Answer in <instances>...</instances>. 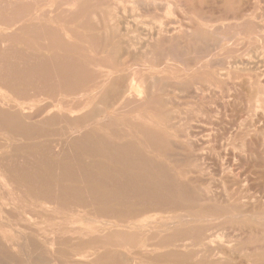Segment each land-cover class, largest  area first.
<instances>
[{"label": "rangeland", "instance_id": "1", "mask_svg": "<svg viewBox=\"0 0 264 264\" xmlns=\"http://www.w3.org/2000/svg\"><path fill=\"white\" fill-rule=\"evenodd\" d=\"M247 4L249 6L251 5L250 8ZM245 9H247V11ZM263 18H264V0H30V1L0 0V129H1L0 130V160H1L0 169H3L2 172L3 173L5 172V176L9 175V178L13 180L11 181V186L13 185L14 187L16 186L15 187L16 189L10 186V188H12V190L10 189V191L13 192L14 189L16 193L13 192V195L19 197V199L14 200V203L13 201L12 202L6 201L7 205H5L6 202H4L3 204L0 198V202H1L0 204H2V208H0L1 210L0 212H2L0 213L2 215L0 216V220L3 221L2 223H4V224L0 223V230H1L0 231V264H4V263L29 264L30 262H31L30 264H54L53 263L54 261L51 260L53 256L56 257V258L53 257L52 259H55L57 264L58 263L79 264L75 262L76 260L74 258L75 253L79 252L78 249L80 251L81 250L85 251V249L86 250L88 249V251H91L90 253H92L93 255L96 254L97 256H99L101 253H106L108 251L109 254L104 255L102 258H99L97 264L99 263L100 264H110V263L132 264V262L134 261L132 259V256H134L135 254L140 255L142 259L145 257L144 258L146 259L144 262L145 264L146 263L163 264L164 261H166L167 263L170 262L172 264L173 263L184 264L187 263L188 261L189 263L187 264H191V263L213 264L214 262L215 264H219L220 262H221L220 264L224 262L225 264H229V262L231 264H255V261H258L259 264H263L264 263L263 262L264 261V216H263L264 215V211H263L264 210V195H263L264 194V159L261 158H264L263 157L264 140H262L264 138L263 136L264 120L259 121L258 119L259 115L263 114L264 117V110L262 109L264 108V37H263L264 28H262L264 26ZM248 19L250 21H248ZM227 21L228 22L230 21V23L228 24ZM251 21L254 22L252 23ZM249 26L250 28L253 29H249ZM256 26L258 31L255 28ZM255 30L256 32H258L257 34L254 32ZM250 33L252 34V36ZM246 36H248L249 38ZM126 38H128L127 41L129 45L127 41H124L125 43L122 42L123 39L126 40ZM235 41L237 42V44ZM247 46L250 48L248 51H247L248 49ZM256 46H258L259 48ZM128 48L130 49L128 50ZM131 48H134L135 50ZM61 53L62 55H60ZM242 56L243 57L245 56L244 58L246 59L242 58ZM204 57H206V59L207 57L209 58L206 60ZM236 57L240 61L236 60ZM233 58H235V60H233ZM241 60L244 61H242L241 63ZM72 61H76L75 62L77 63L76 66ZM234 61H238V62H234ZM222 63L223 64L225 63V65H223ZM62 64H64L65 66ZM77 65H79L78 68ZM199 66L202 67L203 70L199 69L200 68ZM236 66L237 68H235ZM130 67L135 71L130 69ZM187 67H189L191 70ZM126 68H128V72H130L131 70V72L134 71L135 73L130 72L129 76L131 77L127 76L126 74H128V72ZM186 68L189 70H187ZM204 68L205 70L206 69L207 70L205 71ZM58 69L60 71H58ZM190 71H192V73ZM25 72H27V74ZM79 72L81 74H79ZM114 72L117 73L115 74ZM136 72L138 74H136ZM132 74L133 75L136 74L135 75L136 77L133 76ZM22 75L23 76L25 75V77H23ZM198 75H200V77ZM174 76H176V78H174ZM139 77H141V79H139ZM136 78L139 79L138 81L140 82L142 81V82L141 83L138 82ZM112 80H115L116 83H114V81L112 82ZM135 80L137 82H135ZM129 82L134 85L135 88L134 93H136V96H134V94L128 93L127 88L130 84ZM79 83H81L82 86L81 84L79 85ZM211 83L212 85L213 84L214 85L212 86ZM236 83H238L239 85L238 84L236 85ZM96 84L97 87H95ZM122 84H125L127 86ZM205 84L207 85L205 86ZM69 86L71 89L69 88ZM207 86L209 87V89L210 88L211 89L209 90ZM57 87L59 88L57 89ZM203 87H206L208 90H205L206 88L204 89ZM221 87L224 89H222ZM195 88H197L198 90L194 91ZM86 89L87 92H85ZM112 89L115 91H112ZM191 89H193L192 90L193 92L191 91ZM140 93H142V95H140ZM117 94H119V96H114ZM39 95H41V97ZM103 96L106 97V99H104ZM256 96H258L257 98H259V100H257ZM120 97L123 98L120 99ZM136 97H138V100ZM99 98L100 100H98ZM110 98L115 101L112 103L113 100L111 101ZM33 99L36 100L39 99V100L36 101ZM124 99L126 102L124 101ZM169 99H171L172 101L171 100L169 101ZM109 100L111 101L110 103H108ZM165 100H168L169 102ZM256 100L258 105H260V107L256 106L257 105ZM74 102L75 104L73 107ZM114 103L115 104L119 103V104L115 106L113 105ZM49 105L51 106L50 108ZM96 105L101 106V108L104 107L105 105L106 106L104 109H100V108H96ZM261 105L263 107H261ZM26 106L29 108H27ZM106 107H108L107 108L108 110L106 109ZM111 108L112 110L114 108L118 110L116 111V109H114L116 111L115 112L114 110L112 111ZM32 110L35 111L33 112ZM48 110L49 111L52 110V111L49 112ZM248 112L249 114H247ZM85 113L86 115L89 116L84 115ZM134 113L137 114V116L139 117L133 115ZM175 113H179V114L173 115ZM242 113H244L243 116L245 118L242 116ZM139 114H141L142 117ZM82 115H84V117ZM186 115L188 116L187 117L188 119L185 117ZM15 116L16 118L14 119ZM133 116L136 117L137 119L136 121L134 120L135 117ZM189 116L192 118H190ZM143 117L145 118L148 117V120L147 118L143 119ZM240 117H242V119ZM251 118L253 119V121ZM82 119L85 120V122H83ZM112 119L114 123H112L113 122ZM173 119L174 121H178V123L177 122L174 123ZM143 120L144 121L147 120V121L144 122ZM257 120L260 123H256ZM65 121L69 123H66ZM79 121H82V123H78ZM110 121H112L111 122L112 125L110 124ZM238 121L241 122L247 121V123L249 122L250 123L245 125L243 122L241 123ZM108 123L109 125H106ZM243 124L245 125V128H242ZM16 125H18V127ZM89 125L90 127L91 126L93 127H91V129L85 128L86 126ZM101 125H103V127H101ZM110 125L112 127H110ZM248 125L249 127H246ZM104 126L107 127L104 128ZM186 127L190 129V132L188 128L186 129ZM207 127L208 128L211 127V128L207 129ZM255 127L258 129H256ZM60 128L65 129L63 130L65 132H63L62 130L59 131ZM94 128H96L97 131L99 130L98 133L95 134V132L97 131ZM150 129L151 132L149 131ZM206 129L211 131L212 133L210 132L211 134H209L208 133L209 131H207ZM89 130L90 132H88ZM187 130L190 134H188ZM67 131H70L72 133L70 134V132ZM204 131H205V135H204ZM146 132L147 134H145ZM231 132L234 133L231 135ZM236 132H238L239 134L236 135ZM214 133H216L218 136L215 137ZM228 133L230 134L229 138L226 136L228 135ZM6 134L9 136L7 137ZM11 134L13 137L11 136ZM122 134L125 135V137L122 136ZM128 134L130 135V137L127 136ZM92 136L93 138L96 136V138L93 139L91 138ZM219 136L220 137L222 136V138H219ZM253 136L255 137L256 140L255 139L253 140L252 138ZM214 137L216 139H214ZM201 138L203 139V142ZM206 138L208 141L206 140ZM221 139L224 140L221 142ZM99 140L101 143H99ZM224 141L225 144L223 146L222 143H224ZM111 142L113 143V145L111 144ZM192 142H194V144ZM218 142L220 144H218ZM58 143L60 145H58ZM122 143L124 146L122 145ZM127 143H129V145ZM257 143L260 146H258ZM105 144L110 145L111 147L106 146ZM134 144L136 145L134 146ZM61 146L63 148H61ZM251 146L254 148H252ZM257 146H258V150H254L255 148L257 149ZM246 147L249 151L246 149ZM128 148L130 151L128 150ZM62 149L64 151H67L68 153L67 152H64V154L61 153L63 151ZM224 149L226 150V152ZM56 150L57 151L59 150L60 152L59 151L56 152ZM229 151H231L230 154ZM259 152L262 157L258 155ZM57 153L58 154L61 153V154L58 155ZM197 153L199 154L197 155ZM31 154L33 155V159H35L34 161L33 159H30L32 158ZM77 154L78 157L76 156ZM233 155H235V157ZM42 156H43V161L41 158ZM228 156H230V158ZM247 156L249 157V159H247L248 158ZM232 158L234 159L232 160ZM113 160L115 161V163L112 162ZM244 160L251 161L249 163L248 161L245 162L246 166L248 165L247 167H250V165L252 164L251 168L250 169L248 168L249 170L245 166ZM108 161H109L108 164L110 166H108L107 164ZM3 162L5 164H3ZM35 162L37 163V166ZM121 162H123V164ZM12 163L13 164L15 163L14 165L17 164V166L13 167L14 165H11ZM8 164L9 166H7ZM240 164H244V165L241 166ZM77 165L79 166V168ZM236 165L238 166V168L239 167L240 168L238 169ZM29 166H31V168ZM39 168L41 169L39 170ZM190 168L193 170L191 171ZM231 168L233 171L231 170ZM243 168L244 169L246 168V170H244ZM15 169L17 173H15ZM24 169L26 173L22 174L23 172H25L23 171ZM220 169L223 171L220 172ZM241 169H243V171H246V173L243 172ZM84 170L87 171L84 172ZM31 171L35 172V175L37 176H35L34 173ZM56 171L57 172L60 171V172L56 174L57 173ZM64 171L66 173H63ZM209 171L211 173H209ZM205 172H207V174H205ZM247 172L251 175H249ZM90 174L91 176H89ZM179 174L182 176H180ZM245 174L246 177H244ZM65 175L66 176L69 175L68 178ZM166 175L169 176L167 177ZM199 176H201L202 178H200ZM29 177L31 179H29ZM89 177L90 179H88ZM229 177L233 180H231ZM205 178L206 180L207 179L208 180L206 181ZM236 178L238 180H241L243 178L245 181L243 182L242 181L243 179L241 181L237 180L238 182L237 183ZM23 179H25V182ZM47 179L52 183H50ZM127 180L129 182L131 181L133 184L131 182L129 183ZM231 181L233 184L231 183ZM13 182L15 183L13 184ZM242 182L243 184H241ZM107 183L109 184L107 185ZM208 184L209 186H207ZM80 186L82 189L80 188ZM4 187L7 186H3L2 188L0 187L1 189L0 191H3ZM232 187L235 188V190L238 192H235V190ZM7 188H9V186ZM6 189L3 192H6ZM40 189H42L43 191ZM93 190L96 191L94 192ZM97 190L99 193L97 192ZM208 190L210 191V193ZM61 191L64 192L62 193ZM39 192L41 193L38 194ZM56 192L57 194H55ZM157 192L158 194H156ZM239 192L242 194V196ZM59 193L62 194L63 196L59 195ZM68 193L69 194L71 193L72 195L70 194L68 199H66L67 196L69 195ZM233 193H235V195H233ZM204 194L205 196H203ZM247 194L248 195L251 194L252 196L250 197L249 202L246 204L245 200H247L246 199L247 197L249 198ZM55 195L56 197L57 195H59L58 198L60 199L58 198L53 199L56 198L54 197ZM93 195L95 197H93ZM211 195L213 196L211 197ZM225 195L227 197H225ZM88 196L90 197V199ZM245 196L247 197L245 198ZM49 197L53 199L52 202H51L52 199H49ZM85 197H88L90 201ZM233 197L239 198L237 204L233 201L234 199ZM242 197L244 198L242 199ZM240 198L242 200H240ZM45 199H47L48 201ZM167 199L170 202H168ZM221 199L223 200V202L221 201ZM20 201L22 203H20ZM85 201L87 202L85 203ZM94 201L95 202L99 201L100 205L99 202L95 203ZM23 202L25 205H23ZM78 202H80L81 204ZM91 202L93 204H91ZM15 203L16 205L18 204L16 207L17 214H19L18 213L19 211L20 212L22 211V208L25 209L28 208L27 210L31 211L36 209L38 205L39 206L42 205L40 206L42 208H44L43 205H45L46 206L45 213L47 212L46 213L47 215H53L52 213L56 209L54 211L56 214L54 213L53 215V217L56 216L55 217L56 219L52 220L54 222L48 220L49 221L48 223L47 220L45 221V218H43V216L42 217L39 216L41 221L40 220L37 221V219H39V217L37 216L29 217L31 215L27 216V214H23L25 215V218H22L24 216L22 214H19V216L20 215L22 216L19 217L22 218L20 219L22 221L20 223V220L16 218L18 217V215L16 216V213L15 215L13 213L16 211ZM239 203H243L244 206H240L241 204L239 205ZM31 204L32 207L28 206ZM51 204L54 206L52 207ZM178 204L180 205V207H178ZM181 204L183 205V207ZM231 204H234L236 206L234 207V205ZM57 205L60 209L59 208L57 209L56 207ZM61 205L64 206L61 207ZM163 205L167 207L165 208L163 207ZM194 205L195 207H193ZM72 206L76 210H74ZM248 206L250 207L249 210H248ZM4 207L5 209L7 208L8 210H11V208L14 207L12 208V214L14 216L12 214L11 215L6 214V212L4 214L5 211L3 210ZM78 207L81 210L77 209ZM94 207L96 208V210ZM152 207H154L156 210H154V208ZM70 209L72 212L70 211ZM91 209L93 210L91 211ZM145 209L147 212L145 211ZM150 209H152L153 211H151ZM211 210H213V212ZM244 210H246V212ZM57 211L59 212V214L57 213ZM68 211L71 213H69ZM225 212L229 214L227 215ZM116 213L118 214V216ZM60 214L61 216L59 217ZM180 214L183 215L182 219ZM90 216H92L93 218H91ZM127 216L129 220L126 218ZM14 217L18 221H16ZM33 217L35 218L36 221L33 219ZM225 218L227 220H224ZM230 219H234V220H230ZM58 220L61 223L57 222ZM34 221L37 224L40 223L38 225L39 227H37V224L33 223ZM120 221H122V223ZM211 221L214 222L212 223ZM221 221L223 222L221 223ZM27 222L29 223V225H33V226H28L26 224ZM10 223L13 225V227ZM22 223L24 224V226L22 225ZM53 223H55V225ZM206 223L207 226L205 225ZM202 224L205 225V226L203 225V227H205L203 231L200 230ZM16 225L18 226L20 225L22 228L19 226L20 228L19 229L18 226ZM74 225L78 227H75ZM47 226L56 229H60L59 227H61L62 229H66L67 227H69L67 228L69 230L72 228L74 229L77 228V230L83 231L85 229V231H83L84 234H82L81 236H73L74 238L76 237L75 239L71 237L68 231H65V233L67 232L65 234L66 237H63L64 233H59L60 235L63 234V236L61 235L63 238L59 236V234L56 235L53 234L55 238L59 237L60 239H63V242L57 245L53 244L52 246L51 245L49 246L44 241V237H45L44 235L45 234L47 235V233L43 231L40 232L41 228L42 229L48 228ZM39 228L40 231L38 230ZM186 228L190 229V232L189 230L187 231ZM232 228L235 230V232ZM24 229L27 231H25ZM208 229L209 231L206 232V230ZM195 230H199L198 234L199 233L201 234V235L199 234L200 237L195 236L194 234L196 232ZM236 231L238 232L237 233L238 236L236 234ZM251 231L254 232V234H251L252 233ZM21 233H24L25 235ZM231 233L235 234V236L232 235ZM2 234L4 237L2 236ZM190 234L194 236H191ZM35 235L37 238L38 237L39 238L37 239ZM85 235H87L88 237ZM231 236L233 238H230ZM259 236H261L262 238H260ZM212 237L215 239V242L218 238H220V240L218 239L217 242L219 243L221 241L222 243L221 242L219 244L217 243L218 244L217 245L216 243H214V241H212L213 243L211 242V245H209L211 247H209L207 244H204L205 242H208L210 239H212ZM4 238L7 239L5 240ZM208 238L209 240H207ZM185 239L188 241L186 242ZM231 239L233 241L234 239L237 240V241L235 240L234 242L232 241L231 244L232 247L235 246L236 250L234 248H231L230 245ZM189 240H192L193 243ZM196 240L198 243H195ZM224 240L225 242L227 241L229 243H224ZM26 242L28 243V245ZM88 243L91 246L87 245ZM147 243L148 245H145ZM150 243L153 244L151 245ZM261 243L263 244V246H261L262 245ZM74 244L76 245L77 248L75 247ZM94 244L96 245L95 249L93 248ZM186 244L188 245L186 246ZM221 244L223 246H221ZM254 244L255 245L260 244L261 248L260 247L257 248L258 245L255 246ZM20 245H24L25 247ZM39 245H41L40 248ZM253 245H254V247L252 248L253 250H251L250 246ZM42 246L44 247V249L45 248L46 249L44 250ZM78 246H82V248L81 247L78 248ZM212 246L215 248L213 249ZM220 246L223 248H221ZM228 246L230 247V249ZM83 247H85V249ZM218 247L220 250H218ZM209 248L215 251L212 250L213 252L212 253L210 251L211 249ZM238 248H240L241 250ZM233 249L235 252H231ZM248 249L250 250L247 251ZM25 250H27V252ZM37 250H39L40 253L43 254H40L39 251ZM48 250H50V252ZM165 250L166 252H164ZM169 251H171L172 253ZM240 251H242L243 255L240 254L241 253ZM158 252L161 253L159 254ZM174 252L176 253V256L173 255L175 254ZM214 252L216 253V255L218 252L217 257L215 256ZM131 253H135V254L133 255ZM164 253L165 254L167 253L168 257ZM27 254L29 256L28 258L26 257ZM180 254L183 255V258L182 256H180ZM188 254L189 256L186 259ZM211 254L212 255L214 254L213 255L214 257ZM109 255L110 258L107 257ZM160 255H162L161 257L164 258L163 260L160 257ZM197 255L201 258V261L203 260L202 261L203 263L198 261L200 258H197ZM221 255H222V259H220ZM150 257H152V259ZM156 258L160 259L161 261L160 260L156 261ZM166 258H168L169 260ZM210 258H212V260ZM15 259L16 260L18 259V261H16ZM71 260H73V262ZM172 260L175 262H173ZM138 262L136 263L134 261L133 264H142L140 261ZM84 264H89V263L86 262Z\"/></svg>", "mask_w": 264, "mask_h": 264}, {"label": "bare ground", "instance_id": "2", "mask_svg": "<svg viewBox=\"0 0 264 264\" xmlns=\"http://www.w3.org/2000/svg\"><path fill=\"white\" fill-rule=\"evenodd\" d=\"M1 1H2V0H1ZM28 1H30V0H28ZM36 2H37V1H36ZM57 2H58V1H57ZM151 2H152V1H151ZM3 3H4V2H3ZM11 3H12V2H11ZM34 3H35V2H34ZM58 3H59V2H58ZM27 4H28V3H27ZM10 5H11V4H10ZM36 5H37V4H36ZM247 5H248V4H247ZM3 6H4V5H3ZM248 6H249V5H248ZM250 6H251V5H250ZM250 6H249V8H250ZM244 7H245V6H244ZM52 8H53V7H52ZM54 8H55V7H54ZM249 8H248V9H249ZM252 8H253V7H252ZM254 8H255V7H254ZM2 9H3V8H2ZM64 9H65V8H64ZM245 10L247 11V9H245ZM252 10H253V9H252ZM37 11H38V10H37ZM249 11H250V10H249ZM259 12H260V11H259ZM259 12H258V13H259ZM19 13H20V11H19ZM240 13H241V12H240ZM240 13H239V15H240ZM246 13H247V12H246ZM248 13H249V12H248ZM37 14H38V13H37ZM259 14H260V13H259ZM253 15H255V14H253ZM261 15H262V14H261ZM24 16H25V15H24ZM37 16H38V15H37ZM37 16H36V17H37ZM248 16H249V15H248ZM116 17H117V16H116ZM203 17H204V16H203ZM228 17H229V16H228ZM231 17H232V16H231ZM258 17H259V16H258ZM258 17H257V18H258ZM21 18H22V17H21ZM21 18H20V19H21ZM114 18H115V17H114ZM204 18H205V17H204ZM23 19H25V18H23ZM27 19H29V18H27ZM201 19H203V18H201ZM201 19H200V20H201ZM234 19H236V18H234ZM249 19H250V18H249ZM249 19H248V21H250ZM261 19H262V18H261ZM263 19H264V18H263ZM31 20H32V18H31ZM206 20H207V19H206ZM206 20H205V21H206ZM8 21H9V20H8ZM110 21H111V20H110ZM119 21H120V20H119ZM201 21H202V20H201ZM232 21H233V20H232ZM243 21H244V20H243ZM243 21H241V22H243ZM254 21H255V20H254ZM254 21H253V22H254ZM13 22H14V21H13ZM227 22H228V21H227ZM238 22H239V21H238ZM251 22H252V21H251ZM251 22H250V24H251ZM253 22H252V23H253ZM257 22H258V21H257ZM6 23H7V22H6ZM27 23H28V22H27ZM126 23H127V22H126ZM202 23H203V22H202ZM229 23H230V21L228 22V24H229ZM123 24H124V22H123ZM200 24H201V23H200ZM221 24H222V23H221ZM228 24H226V25H228ZM245 24H246V23H245ZM6 25H7V24H6ZM226 25H225V26H226ZM239 25H240V24H239ZM123 26H124V25H123ZM229 26H231V25H229ZM232 26H234V25H232ZM240 26H241V25H240ZM240 26H239V27H240ZM243 26H244V25H243ZM260 26H261V25H260ZM204 27H205V26H204ZM237 27H238V26H237ZM128 28H129V27H128ZM255 28H256V30H257V26H256ZM262 28H264V26H263ZM262 28H261V29H262ZM113 29H114V28H113ZM249 29H253V28H250V26H249ZM258 29H259V28H258ZM208 30H209V29H208ZM226 30H227V29H226ZM228 30H229V29H228ZM256 30H255L254 32L257 34L258 32H256ZM259 30H260V29H259ZM60 31H61V30H60ZM160 31H161V30H160ZM220 31H221V30H220ZM222 31H223V30H222ZM257 31H258V30H257ZM260 31H261V30H260ZM260 31H259V32H260ZM263 31H264V30H263ZM263 31H262V33H263ZM63 32H64V31H63ZM63 32H62V33H63ZM254 32H253V33H254ZM251 33H252V31H251ZM251 33H250V34H251ZM255 33H254V34H255ZM262 33H260V34H262ZM128 34H129V33H128ZM223 34H224V33H223ZM243 34H244V33H243ZM248 34H249V32H248ZM254 34H253V35H254ZM260 34H259V37H260ZM72 35H73V34H72ZM126 36H127V35H126ZM251 36H252V34H251ZM254 36H255V35H254ZM256 36H257V35H256ZM124 37H125V36H124ZM246 37H248V36H246ZM259 37H257V38H259ZM261 37H262V35H261ZM263 37H264V35H263ZM227 38H228V37H227ZM248 38H249V37H248ZM248 38H247V39H248ZM127 39H128V38H126V40L123 39L122 42L127 41ZM249 40H250V39H249ZM261 40H262V39H261ZM262 41H263V40H262ZM218 42H219V40H218ZM235 42H236V41H235ZM124 43H125V42H124ZM124 43H123V44H124ZM127 43H128V41H127ZM146 43H147V42H146ZM208 43H209V42H208ZM226 43H227V42H226ZM257 43H258V41H257ZM143 44H144V43H143ZM227 44H228V43H227ZM231 44H232V43H231ZM233 44H234V43H233ZM236 44H237V42H236ZM128 45H129V43H128ZM130 45H131V44H130ZM131 46H132V45H131ZM141 46H142V44H141ZM141 46H140V47H141ZM231 46H232V45H231ZM245 46H246V44H245ZM216 47H217V46H216ZM228 47H229V46H228ZM240 47H241V46H240ZM247 47H248V46H247ZM256 47H258V46H256ZM261 47H262V46H261ZM125 48H126V46H125ZM141 48H142V47H141ZM236 48H237V47H236ZM258 48H259V47H258ZM258 48H256V49H258ZM61 49H62V48H61ZM129 49H130V48H128V50H129ZM131 49H134V48H131ZM136 49H137V48H136ZM217 49H219V48H217ZM249 49H250V48L248 47L247 51H248ZM125 50H126V49H125ZM134 50H135V49H134ZM222 50H223V49H222ZM59 51H60V50H59ZM216 51H217V50H216ZM253 51H254V50H253ZM225 52H226V51H225ZM223 53H224V51H223ZM237 53H238V52H237ZM243 53H244V51H243ZM209 54H210V53H209ZM209 54H208V55H209ZM248 54H249V53H248ZM60 55H62V53H61ZM134 55H135V54H134ZM212 55H213V54H212ZM222 55H223V54H222ZM242 55H243V54H242ZM245 55H246V54H245ZM55 56H56V54H55ZM57 56H58V55H57ZM85 56H86V55H85ZM88 56H89V55H88ZM217 56H218V55H217ZM83 57H84V56H83ZM202 57H203V56H202ZM244 57H245V56H244ZM244 57L242 56V58H244ZM61 58H62V57H61ZM130 58H131V57H130ZM204 58L206 59V57H204ZM208 58H209V57H207V59H208ZM211 58H212V57H211ZM238 58H239V57H238ZM78 59H79V58H78ZM78 59H77V60H78ZM207 59H206V60H207ZM225 59H226V58H225ZM244 59H246V58H244ZM128 60H129V59H128ZM200 60H201V59H200ZM233 60H235V58H233ZM236 60H239V59H237V57H236ZM59 61H60V60H59ZM99 61H100V60H99ZM117 61H118V60H117ZM130 61H131V60H130ZM130 61H129V62H130ZM132 61H133V60H132ZM222 61H223V60H222ZM225 61H226V60H225ZM239 61H240V60H239ZM242 61H244V60H241V63H242ZM72 62H73V63L75 64V66H76V64H77V63H75L76 61H72ZM113 62H114V61H113ZM201 62H202V61H201ZM208 62H209V60H208ZM228 62H229V61H228ZM234 62H238V61H234ZM73 63H72V64H73ZM78 63H79V62H78ZM88 63H89V62H88ZM91 63H92V62H91ZM94 63H95V62H94ZM94 63H93V64H94ZM117 63H118V62H117ZM230 63H231V62H230ZM133 64H134V63H133ZM209 64H210V63H209ZM222 64H223V63H222ZM39 65H40V64H39ZM45 65H46V64H45ZM47 65H48V64H47ZM62 65H64V64H62ZM79 65H80V64H79ZM79 65H77V68H78ZM179 65H181V64H179ZM199 65H200V64H199ZM205 65H206V64H205ZM207 65H208V64H207ZM223 65H225V63H224ZM235 65H236V64H235ZM19 66H20V65H19ZM43 66H44V64H43ZM60 66H61V65H60ZM64 66H65V65H64ZM69 66H70V65H69ZM69 66H68V68H69ZM132 66H133V65H132ZM197 66H198V65H197ZM209 66H210V65H209ZM47 67H48V66H47ZM81 67H82V65H81ZM181 67H182V66H181ZM194 67H195V65H194ZM199 67H200V66H199ZM227 67H228V65H227ZM21 68H22V67H21ZM23 68H24V66H23ZM48 68H49V67H48ZM86 68H87V67H86ZM187 68H189V67H187ZM187 68H186V69H187ZM211 68H212V67H211ZM235 68H237V66H236ZM18 69H20V68H18ZM39 69H40V68H39ZM71 69H72V67H71ZM87 69H88V68H87ZM130 69H132V68L130 67ZM189 69H190V68H189ZM189 69H187V70H189ZM194 69H195V68H194ZM199 69H202V67H200ZM199 69H198V71H199ZM84 70H85V69H84ZM126 70H127V72H128V68H126ZM132 70H134V69H132ZM190 70H191V69H190ZM202 70H203V69H202ZM204 70H205V68H204ZM206 70H207V69H206ZM206 70H205V71H206ZM217 70H218V69H217ZM45 71H46V68H45ZM56 71H57V70H56ZM58 71H60V70L58 69ZM69 71H70V70H69ZM79 71H80V70H79ZM117 71H118V70H117ZM134 71H135V70H134ZM134 71H133V72H134ZM193 71H194V70H193ZM214 71H215V69H214ZM229 71H230V69H229ZM43 72H44V71H43ZM62 72H63V71H62ZM77 72H78V70H77ZM123 72H125V71H123ZM127 72H126V73H127ZM130 72H131V70H130ZM130 72H128V74H126V75L129 76V75H130V74H129ZM133 72H131V73H133ZM176 72H177V71H176ZM190 72L192 73V71H190ZM201 72H202V71H201ZM217 72H218V71H217ZM227 72H228V70H227ZM21 73H22V72H21ZM23 73H24V72H23ZM25 73L27 74V72H25ZM44 73H45V72H44ZM46 73H47V72H46ZM82 73H83V72H82ZM108 73H109V72H108ZM114 73H115V72H114ZM116 73H117V72H116ZM116 73H115V74H116ZM134 73H135V72H134ZM218 73H219V72H218ZM2 74H3V73H2ZM50 74H51V73H50ZM57 74H59V73H57ZM79 74H81V73L79 72ZM136 74H138V73L136 72ZM136 74H134V75L132 74V75L135 76ZM189 74H190V73H189ZM198 74H199V73H198ZM208 74H209V72H208ZM219 74H220V73H219ZM54 75H55V74H54ZM173 75H174V74H173ZM195 75H197V74H195ZM221 75H222V74H221ZM221 75H220V76H221ZM3 76H4V75H3ZM20 76H21V74H20ZM22 76H23V75H22ZM38 76H39V75H38ZM79 76H80V75H79ZM100 76H101V75H100ZM117 76H118V75H117ZM123 76H124V74H123ZM123 76H122V77H123ZM171 76H172V75H171ZM198 76L200 77V75H198ZM198 76H197V77H198ZM223 76H224V75H223ZM226 76H227V75H226ZM4 77H5V76H4ZM23 77H25V75H24ZM82 77H83V76H82ZM107 77H108V76H107ZM129 77H131V76H129ZM135 77H136V76H135ZM178 77H179V76H178ZM45 78H46V77H45ZM59 78H60V77H59ZM59 78H57V79H59ZM73 78H74V77H73ZM118 78H119V77H118ZM118 78H117V79H118ZM123 78H124V77H123ZM142 78H143V77H142ZM171 78H173V77H171ZM171 78H170V79H171ZM174 78H176V76H174ZM3 79H4V78H3ZM17 79H18V78H17ZM47 79H48V78H47ZM77 79H79V78H77ZM92 79H93V78H92ZM136 79H137V78H136ZM139 79H141V77H139ZM139 79H137V81H138ZM184 79H185V78H184ZM18 80H19V79H18ZM55 80H56V79H55ZM71 80H72V79H71ZM115 80H116V79H115ZM115 80H112V82L114 81V83H116ZM118 80H119V79H118ZM133 80H134V79H133ZM143 80H144V79H143ZM174 80H175V79H174ZM213 80H214V79H213ZM3 81H4V80H3ZM13 81H15V80H13ZM20 81H21V80H20ZM97 81H98V79H97ZM137 81L135 80V82H137ZM180 81H181V80H180ZM226 81H227V80H226ZM230 81H231V80H230ZM26 82H27V81H26ZM55 82H56V81H55ZM75 82H76V81H75ZM117 82H118V81H117ZM138 82H140V81H138ZM141 82H142V81H141ZM141 82H140V83H141ZM174 82H175V81H174ZM250 82H251V81H250ZM39 83H40V81H39ZM42 83H43V82H42ZM49 83H50V82H49ZM49 83H48V84H49ZM56 83H57V82H56ZM76 83H77V82H76ZM83 83H84V82H83ZM85 83H86V82H85ZM126 83H127V82H126ZM129 83H130V82H129ZM185 83H186V82H185ZM195 83H196V82H195ZM197 83H198V81H197ZM216 83H217V82H216ZM18 84H19V83H18ZM74 84H75V83H74ZM80 84H81V83H79V85H80ZM117 84H119V83H117ZM127 84H128V83H127ZM131 84H132V83L129 84V86H128V88H127V91H128V93H130V94H134V96H136V93H134V89H135V88H134V85L132 84V85H133V88H132V85H131ZM134 84H135V83H134ZM202 84H204V83H202ZM237 84H238V83H236V85H237ZM240 84H241V83H240ZM3 85H4V84H3ZM55 85H56V84H55ZM83 85H84V84H83ZM86 85H87V84H86ZM91 85H92V84H91ZM122 85H125V84H122ZM135 85H136V84H135ZM206 85H207V84H205V86H206ZM211 85H212V83H211ZM211 85H210V86H211ZM213 85H214V84H213ZM213 85H212V86H213ZM238 85H239V84H238ZM39 86H40V85H39ZM81 86H82V84H81ZM89 86H90V85H89ZM125 86H127V85H125ZM143 86H144V85H143ZM153 86H154V85H153ZM166 86H167V85H166ZM171 86H172V85H171ZM220 86H221V85H220ZM233 86H234V85H233ZM245 86H246V85H245ZM30 87H31V85H30ZM71 87H72V86H71ZM95 87H97V84H96ZM169 87H170V85H169ZM192 87H193V86H192ZM195 87H196V86H195ZM250 87H251V84H250ZM253 87H254V86H253ZM58 88H59V87H57V89H58ZM69 88H70V86H69ZM72 88H73V87H72ZM74 88H75V87H74ZM77 88H78V87H77ZM181 88H182V87H181ZM183 88H184V87H183ZM186 88H187V87H186ZM189 88H190V87H189ZM193 88H194V87H193ZM203 88L205 89L206 87H203ZM207 88L209 89L208 86H207ZM207 88H206L205 90H208ZM221 88H222V87H221ZM235 88H236V87H235ZM240 88H241V87H240ZM246 88H247V87H246ZM53 89H54V88H53ZM65 89H66V88H65ZM70 89H71V88H70ZM79 89H80V88H79ZM125 89H126V87H125ZM141 89H142V88H141ZM210 89H211V88H210ZM210 89H209V90H210ZM218 89H219V88H218ZM222 89H224V88H222ZM59 90H60V89H59ZM63 90H64V89H63ZM77 90H78V89H77ZM110 90H111V89H110ZM136 90H137V89H136ZM136 90H135V91H136ZM170 90H171V89H170ZM192 90H193V89H191V91H192ZM196 90H198V89L195 88L194 91H196ZM199 90H200V88H199ZM67 91H68V90H67ZM112 91H115V90L112 89ZM116 91H117V90H116ZM118 91H119V90H118ZM121 91H122V90H121ZM125 91H126V90H125ZM137 91H138V90H137ZM201 91H202V90H201ZM214 91H215V90H214ZM221 91H223V90H221ZM241 91H243V90H241ZM24 92H25V91H24ZM68 92H69V91H68ZM78 92H79V91H78ZM78 92H77V93H78ZM81 92H82V91H81ZM85 92H87V89H86ZM99 92H100V91H99ZM105 92H106V91H105ZM110 92H111V91H110ZM140 92H141V91H140ZM187 92H188V91H187ZM192 92H193V91H192ZM192 92H191V93H192ZM210 92H211V91H210ZM17 93H18V92H17ZM29 93H30V92H29ZM46 93H47V92H46ZM74 93H75V92H74ZM194 93H195V92H194ZM194 93H193V94H194ZM35 94H36V93H35ZM37 94H39V93H37ZM54 94H55V93H54ZM104 94H105V93H104ZM124 94H125V93H124ZM130 94H129V95H130ZM143 94H144V93H143ZM212 94H214V93H212ZM19 95H20V94H19ZM24 95H25V94H24ZM46 95H47V94H46ZM68 95H70V94H68ZM74 95H75V94H74ZM122 95H123V94H122ZM140 95H142V93H140ZM204 95H205V94H204ZM206 95H207V94H206ZM226 95H227V94H226ZM32 96H33V95H32ZM39 96L41 97V95H39ZM54 96H55V95H54ZM76 96H77V95H76ZM80 96H81V95H80ZM104 96H105V95H104ZM104 96H103V97H104ZM114 96H119V94L114 95ZM114 96H113V99H114ZM131 96H133V95H131ZM182 96H183V95H182ZM188 96H190V95H188ZM258 96H259V95H258ZM258 96H256V98H257ZM127 97H129V96H127ZM143 97H144V96H143ZM197 97H198V96H197ZM197 97H196V98H197ZM2 98H3V97H2ZM20 98H22V97H20ZM56 98H57V97H56ZM71 98H73V97H71ZM78 98H79V96H78ZM101 98H102V96H101ZM122 98H123V97H122ZM122 98L120 97V99H122ZM136 98H137V100H138V97H136ZM168 98H169V97H168ZM194 98H195V97H194ZM39 99H40V98H39ZM39 99H38V100H39ZM41 99H42V98H41ZM104 99H106V97H104ZM110 99H111V98H110ZM113 99H111V101H112ZM118 99H119V98H118ZM126 99H127V98H126ZM165 99H166V98H165ZM261 99H262V98H261ZM25 100H26V99H25ZM33 100H36V99H33ZM38 100H36V101H38ZM45 100H46V99H45ZM69 100H70V98H69ZM74 100H75V99H74ZM89 100H90V99H89ZM96 100H97V99H96ZM98 100H100V98H99ZM129 100H130V99H129ZM170 100H171V99H169V101H170ZM174 100H175V99H174ZM257 100H259V98H257ZM257 100H256V103H257ZM83 101H84V100H83ZM111 101L109 100L108 103H110ZM114 101H115V100H113L112 103H113ZM119 101H120V100H119ZM124 101H125V99H124ZM134 101H135V100H134ZM163 101H164V100H163ZM165 101H168V100H165ZM169 101H168V102H169ZM171 101H172V100H171ZM66 102H67V101H66ZM66 102H65V103H66ZM72 102H73V101H72ZM85 102H86V100H85ZM94 102H95V101H94ZM102 102H103V101H102ZM106 102H107V101H106ZM120 102H121V101H120ZM120 102H119V103H120ZM125 102H126V101H125ZM125 102H124V103H125ZM127 102H128V101H127ZM190 102H191V101H190ZM57 103H58V102H57ZM60 103H61V102H60ZM69 103H70V102H69ZM83 103H84V102H83ZM97 103H99V102H97ZM108 103H107V104H108ZM119 103H118V104H119ZM128 103H129V102H128ZM74 104H75V102L73 103V107H74ZM79 104H80V102H79ZM92 104H93V102H92ZM95 104H96V103H95ZM95 104H94V105H95ZM118 104H115V103H114L113 105L116 106V105H118ZM173 104H174V103H173ZM247 104H248V103H247ZM45 105H46V104H45ZM47 105H48V104H47ZM62 105H63V104H62ZM98 105H99V104H98ZM109 105H110V104H109ZM245 105H246V104H245ZM252 105H253V104H252ZM20 106H21V105H20ZM31 106H33V105H31ZM31 106H30V107H31ZM70 106H72V105H70ZM85 106H86V105H85ZM105 106H106V105H105ZM105 106L101 108V106H97V105H96V108L104 109ZM111 106H112V104H111ZM111 106H108V107H111ZM126 106H129V105H126ZM256 106H259V107H260V105H258V103H257ZM1 107H2V106H1ZM26 107H27V106H26ZM36 107H37V106H36ZM42 107H44V106H42ZM45 107H47V106H45ZM50 107H51V106L49 105V108H50ZM59 107H60V106H59ZM76 107H77V106H76ZM108 107H106V109H107ZM117 107H118V106H117ZM144 107H146V106H144ZM244 107H245V106H244ZM254 107H255V106H254ZM261 107H263V106L261 105ZM15 108H16V107H15ZM24 108H25V107H24ZM27 108H29V107H27ZM63 108H64V107H63ZM70 108H71V107H70ZM125 108H126V107H125ZM136 108H137V107H136ZM139 108H140V107H139ZM149 108H151V107H149ZM245 108H246V107H245ZM247 108H248V107H247ZM60 109H61V108H60ZM72 109H73V108H72ZM114 109H116V108H114ZM114 109H113V110H114ZM250 109H251V108H250ZM258 109H259V108H258ZM260 109H261V108H260ZM262 109L264 110V108H262ZM16 110H17V109H16ZM21 110H22V108H21ZM27 110H28V109H27ZM27 110H26V111H27ZM36 110H38V109H36ZM41 110H42V109H41ZM53 110H54V109H53ZM56 110H57V109H56ZM58 110H59V109H58ZM107 110H108V109H107ZM111 110H112V108H111ZM113 110H112V111H113ZM117 110H118V109H116V111H117ZM128 110H130V109H128ZM139 110H140V109H139ZM142 110H143V109H142ZM255 110H256V109H255ZM255 110H252V111H255ZM263 110H261V111H263ZM3 111H4V110H3ZM32 111L34 112L35 110H32ZM48 111H49V110H48ZM48 111H47V112H48ZM51 111H52V110H51ZM51 111H49V112H51ZM62 111H63V110H62ZM104 111H105V110H104ZM112 111H111V112H112ZM114 111H115V110H114ZM116 111H115V112H116ZM16 112H17V111H16ZM23 112H24V111H23ZM29 112H30V111H29ZM57 112H58V111H57ZM69 112H70V111H69ZM108 112H109V111H108ZM108 112H107V114H108ZM111 112H110V113H111ZM176 112H177V111H176ZM241 112H242V110H241ZM243 112H244V110H243ZM246 112H247V111H246ZM12 113H13V112H12ZM25 113H26V112H25ZM44 113H45V112H44ZM139 113H140V112H139ZM256 113H257V112H256ZM261 113H262V112H261ZM37 114H38V113H37ZM37 114H36V115H37ZM42 114H43V112H42ZM62 114H63V113H62ZM82 114H83V113H82ZM112 114H113V113H112ZM112 114H111V115H112ZM141 114H142V113H141ZM141 114H139V115H141ZM176 114H179V113H175V114H173V115H176ZM243 114H244V113H242V116H243ZM247 114H249V112H248ZM247 114H246V115H247ZM31 115H32V114H31ZM44 115H45V114H44ZM60 115H61V114H60ZM84 115H86V113H85ZM84 115H82V116L84 117ZM96 115H97V112H96ZM133 115H136V116H137V114H135V113H134ZM258 115H259V114H258ZM66 116H67V115H66ZM79 116H80V115H79ZM86 116H89V115H86ZM130 116H131V115H130ZM166 116H167V115H166ZM171 116H172V115H171ZM177 116H178V115H177ZM182 116H184V115H182ZM182 116H181V117H182ZM240 116H241V115H240ZM250 116H251V115H250ZM31 117H32V116H31ZM41 117H42V116H41ZM51 117H52V116H51ZM53 117H54V116H53ZM55 117H56V116H55ZM67 117H68V116H67ZM133 117H135V116H133ZM133 117H132V118H133ZM137 117H139V116H137ZM141 117H142V115H141ZM185 117L187 118L188 116L186 115ZM185 117H184V119H185ZM189 117H190V116H189ZM243 117H244V116H243ZM252 117H253V115H252ZM15 118H16V116L14 117V119H15ZM61 118H62V117H61ZM78 118H79V117H78ZM144 118H145V117H143V119H144ZM146 118H147V120H148V117H146ZM146 118H145V119H146ZM190 118H192V117H190ZM240 118L242 119V117H240ZM244 118H245V117H244ZM50 119H51V118H50ZM67 119H68V118H67ZM67 119H66V120H67ZM86 119H88V118H86ZM175 119H176V118H175ZM184 119H183V120H184ZM187 119H188V118H187ZM251 119H252V118H251ZM254 119H255V117H254ZM258 119H259V121H260V120L263 121V120H264L263 114H262V115H259V116H258ZM10 120H11V119H10ZM44 120H45V119H44ZM58 120H59V119H58ZM72 120H73V119H72ZM77 120H78V119H77ZM132 120H133V119H132ZM132 120H131V121H132ZM134 120H135V121L137 120L136 117L134 118ZM138 120H139V119H138ZM147 120H146V121H147ZM181 120H182V119H181ZM244 120H245V119H244ZM247 120H249V119H247ZM40 121H42V120H40ZM48 121H49V120H48ZM61 121H62V120H61ZM68 121H69V120H68ZM82 121L85 122V120H83V119H82ZM82 121H79L78 123H82ZM112 121H113V119H112ZM112 121H110V124H111ZM143 121H144V120H143ZM146 121H144V122H146ZM173 121H174V119H173ZM179 121H180V118H179ZM185 121H186V120H185ZM252 121H253V119H252ZM254 121H255V120H254ZM51 122H52V121H51ZM65 122H66V121H65ZM73 122H74V121H73ZM140 122H141V120H140ZM150 122H151V121H150ZM150 122H149V123H150ZM158 122H159V121H158ZM175 122L178 123V121H174V123H175ZM235 122H236V120H235ZM238 122H241V121H238ZM238 122H237V123H238ZM242 122H243V121H242ZM242 122H241V123H242ZM248 122H249V121H248ZM11 123H12V122H11ZM66 123H69V122H66ZM70 123H71V122H70ZM112 123H114V121H113ZM138 123H139V122H138ZM138 123H137V124H138ZM167 123H168V121H167ZM167 123H166V124H167ZM243 123L246 125V124H249L250 122L247 123V121H245V122H243ZM253 123H254V122H253ZM256 123H260V122H258V120H257ZM16 124H17V123H16ZM18 124H19V123H18ZM45 124H46V123H45ZM53 124H54V123H53ZM72 124H73V123H72ZM102 124H103V123H102ZM153 124H154V123H153ZM185 124H186V123H185ZM188 124H189V123H188ZM239 124H240V123H239ZM244 124H243V127H242V128H245V125H244ZM254 124H255V123H254ZM27 125H28V124H27ZM66 125H67V124H66ZM106 125H109V123L106 124ZM111 125H112V124H111ZM111 125H110V127H112ZM261 125H262V124H261ZM16 126L18 127V125H16ZM71 126H72V125H71ZM74 126H75V125H74ZM79 126H80V125H79ZM83 126H84V124H83ZM137 126H138V125H137ZM171 126H173V125H171ZM232 126H233V125H232ZM252 126H253V125H252ZM254 126H255V125H254ZM65 127H66V126H65ZM91 127H93V126H91ZM91 127H90V125H89V126H86L85 128H89V129H91ZM101 127H103V125H101ZM105 127H107V126H104V128H105ZM246 127H249V125L246 126ZM61 128H62V127H61ZM61 128L59 129V131H60V130H62V131L65 130V129H61ZM70 128H71V127H70ZM99 128H100V127H99ZM99 128H98V129H99ZM139 128H140V127H139ZM147 128H148V127H147ZM187 128H188V127H186V129H187ZM209 128H211V127H209ZM209 128L207 127V129H209ZM255 128H256V127H255ZM13 129H14V128H13ZM66 129H67V128H66ZM79 129H80V127H79ZM94 129H96V128H94ZM100 129H101V128H100ZM135 129H136V128H135ZM188 129H189V128H188ZM204 129H205V128H204ZM207 129H206V130H207ZM256 129H258V128H256ZM0 130H1V129H0ZM14 130H15V129H14ZM40 130H41V129H40ZM92 130H93V129H92ZM127 130H128V129H127ZM140 130H141V129H140ZM157 130H158V129H157ZM206 130H205V131H206ZM210 130H211V129H210ZM234 130H235V129H234ZM2 131H3V130H2ZM16 131H18V130H16ZM38 131H39V130H38ZM62 131H61V132H62ZM70 131H72V130H70ZM70 131H67V132H70ZM74 131H75V130H74ZM82 131H83V130H82ZM82 131H81V132H82ZM86 131H87V130H86ZM96 131H97V129H96ZM98 131H99V130H98ZM98 131L95 132V134L98 133ZM109 131H110V130H109ZM137 131H138V129H137ZM149 131L151 132V129H150ZM201 131H202V130H201ZM205 131H204V135H205ZM207 131H209V130H207ZM3 132H4V131H3ZM19 132H20V131H19ZM32 132H33V131H32ZM34 132H35V131H34ZM63 132H65V131H63ZM88 132H90V130H89ZM115 132H116V130H115ZM135 132H136V131H135ZM157 132H158V131H157ZM183 132H184V131H183ZM187 132H188V130H187ZM189 132H190V129H189ZM189 132H188V134H190ZM210 132H211V131H209L208 133L211 134L212 132H211V133H210ZM9 133H10V131H9ZM20 133H21V132H20ZM23 133H24V132H23ZM38 133H39V132H38ZM71 133H72V132H70V134H71ZM74 133H75V132H74ZM79 133H80V132H79ZM79 133H78V134H79ZM131 133H132V132H131ZM159 133H160V132H159ZM206 133H207V132H206ZM233 133H234V132H231V135H232ZM30 134H31V133H30ZM41 134H42V133H41ZM60 134H61V133H60ZM88 134H89V133H88ZM106 134H107V133H106ZM115 134H116V133H115ZM133 134H134V133H133ZM142 134H143V133H142ZM145 134H147V132H146ZM148 134H149V133H148ZM151 134H152V133H151ZM153 134H154V133H153ZM191 134H193V133H191ZM214 134H215V137L218 136L216 133H214ZM214 134H212V135H214ZM224 134H225V133H224ZM226 134H227V133H226ZM237 134H239V133L236 132V135H237ZM6 135H7V134H6ZM16 135H17V134H16ZM36 135H37V134H36ZM72 135H73V134H72ZM82 135H83V134H82ZM90 135H91V134H90ZM90 135H88V136H90ZM112 135H114V134H112ZM117 135H118V134H117ZM154 135H155V134H154ZM156 135H157V134H156ZM162 135H163V134H162ZM183 135H184V134H183ZM185 135H187V134H185ZM194 135H195V134H194ZM220 135H221V133H220ZM229 135H230V134L228 133V135H226V136L229 138ZM1 136H2V134H1ZM8 136H9V135H7V137H8ZM11 136H12V134H11ZM29 136H30V135H29ZM70 136H71V135H70ZM93 136H94V135H93ZM93 136H92L91 138H93ZM99 136H100V135H99ZM119 136H120V135H119ZM122 136L125 137V135H123V134H122ZM127 136L130 137L129 134H128ZM223 136H224V135H223ZM226 136H225V138H226ZM240 136H241V135H240ZM263 136H264V135H263ZM12 137H13V136H12ZM76 137H78V136H76ZM145 137H146V136H145ZM147 137H150V136H147ZM153 137H154V136H153ZM215 137H214V139H216ZM259 137H261V136H259ZM9 138H10V137H9ZM15 138H16V137H15ZM20 138H21V137H20ZM67 138H68V137H67ZM95 138H96V136H95L93 139H95ZM131 138H132V137H131ZM156 138H157V137H156ZM163 138H164V137H163ZM197 138H198V137H197ZM212 138H213V136H212ZM219 138H222V136H221V137L219 136ZM223 138H224V137H223ZM230 138H231V136H230ZM252 138H253V140L255 139L254 136H253ZM11 139H12V138H11ZM68 139H69V138H68ZM189 139H190V138H189ZM201 139H202V138H201ZM201 139H200V140H201ZM209 139H211V138H209ZM214 139H213V140H214ZM86 140H87V139H86ZM163 140H164V139H163ZM187 140H188V139H187ZM196 140H197V139H196ZM206 140H207V138H206ZM223 140H224V139H221V142H222ZM225 140H226V139H225ZM227 140H228V139H227ZM229 140H230V139H229ZM248 140H249V139H248ZM251 140H252V139H251ZM251 140H250V141H251ZM255 140H256V139H255ZM259 140H260V139H259ZM262 140H264V138H263ZM72 141H73V140H72ZM104 141H105V140H104ZM164 141H165V140H164ZM204 141H205V139H204ZM207 141H208V140H207ZM214 141H215V140H214ZM241 141H242V140H241ZM63 142H64V141H63ZM80 142H81V140H80ZM128 142H129V141H128ZM131 142H132V141H131ZM189 142H191V141H189ZM189 142H188V143H189ZM202 142H203V139H202ZM99 143H101L100 140H99ZM106 143H107V142H106ZM133 143H134V141H133ZM192 143L194 144V142H192ZM206 143H207V142H206ZM206 143H204V144H206ZM259 143H261V142H259ZM22 144H23V143H22ZM31 144H32V143H31ZM45 144H46V143H45ZM52 144H53V143H52ZM103 144H104V143H103ZM111 144L113 145L112 142H111ZM120 144H121V143H120ZM127 144L129 145V143H127ZM198 144H199V143H198ZM218 144H220V143L218 142ZM222 144H223V146H224L225 141H224V143H222ZM243 144H244V143H243ZM262 144H263V143H262ZM14 145H15V144H14ZM29 145H30V144H29ZM34 145H35V144H34ZM58 145H60V144L58 143ZM66 145H67V143H66ZM105 145H106V144H105ZM122 145H123V143H122ZM122 145H121V146H122ZM125 145H126V144H125ZM132 145H133V144H132ZM135 145H136V144H134V146H135ZM257 145L260 146L258 143H257ZM106 146H110V145H106ZM118 146H119V144H118ZM123 146H124V145H123ZM188 146H189V145H188ZM226 146H228V145H226ZM239 146H242V145H239ZM258 146H257V149L255 148L254 150H258ZM11 147H12V146H11ZM11 147H10V148H11ZM42 147H43V146H42ZM44 147H45V146H44ZM53 147H54V145H53ZM58 147H60V146H58ZM110 147H111V146H110ZM113 147H114V146H113ZM131 147H132V146H131ZM219 147H220V145H219ZM251 147H252V146H251ZM251 147H250V148H251ZM51 148H52V146H51ZM61 148H63V147L61 146ZM99 148H100V147H99ZM102 148H103V147H102ZM104 148H105V147H104ZM115 148H116V147H115ZM117 148H119V147H117ZM122 148H123V147H122ZM125 148H126V147H125ZM129 148H130V147H129ZM129 148H128V150H129ZM132 148H133V147H132ZM225 148H226V147H225ZM252 148H254V147H252ZM259 148H260V147H259ZM262 148H263V147H262ZM19 149H20V148H19ZM82 149H83V148H82ZM233 149H234V148H233ZM246 149H247V147H246ZM49 150H50V149H49ZM51 150H52V149H51ZM62 150H63V149H62ZM93 150H96V149H93ZM99 150H100V149H99ZM105 150H106V149H105ZM128 150H126V151H128ZM224 150H225V149H224ZM229 150H230V149H229ZM235 150H236V149H235ZM239 150H240V149H239ZM244 150H245V149H244ZM247 150H248V149H247ZM254 150H253V151H254ZM37 151H38V150H37ZM53 151H55V150H53ZM58 151H59V150H58ZM58 151L56 150V152H58ZM82 151H83V150H82ZM129 151H130V150H129ZM133 151H134V150H133ZM135 151H136V150H135ZM152 151H153V150H152ZM158 151H159V150H158ZM158 151H156V152H158ZM219 151H220V150H219ZM248 151H249V150H248ZM29 152H30V151H29ZM43 152H45V151H43ZM43 152H42V153H43ZM48 152H49V151H48ZM59 152H60V151H59ZM64 152H67V151H64V150H63L61 153L64 154ZM91 152H92V151H91ZM94 152H95V151H94ZM110 152H111V151H110ZM162 152H163V151H162ZM225 152H226V150H225ZM257 152H258V151H257ZM54 153H55V152H54ZM61 153H59V154H61ZM67 153H68V152H67ZM102 153H103V152H102ZM111 153H112V152H111ZM201 153H202V151H201ZM201 153H200V154H201ZM230 153H231V151H229V154H230ZM236 153H237V152H236ZM238 153H239V152H238ZM247 153H248V152H247ZM255 153H256V152H255ZM57 154H58V153H57ZM59 154H58V155H59ZM63 154H62V155H63ZM65 154H66V153H65ZM79 154H80V153H79ZM108 154H109V153H108ZM117 154H119V153H117ZM121 154H122V153H121ZM188 154H189V153H188ZM198 154H199V153H197V155H198ZM232 154H233V153H232ZM232 154H231V155H232ZM234 154H235V153H234ZM249 154H250V153H249ZM251 154H252V151H251ZM31 155H32V154H31ZM50 155H51V154H50ZM54 155H55V154H54ZM86 155H87V154H86ZM94 155H95V154H94ZM113 155H114V154H113ZM125 155H127V154H125ZM189 155H190V154H189ZM197 155H196V156H197ZM227 155H228V153H227ZM238 155H240V154H238ZM246 155H247V154H246ZM258 155H260V152H259ZM10 156H11V155H10ZM27 156H28V155H27ZM43 156H44V155H43ZM43 156L41 157V158H42V161H43ZM56 156H57V155H56ZM69 156H70V155H69ZM74 156H75V155H74ZM76 156L78 157V154H77ZM79 156H80V155H79ZM96 156H97V155H96ZM130 156H131V155H130ZM191 156H193V155H191ZM199 156H200V155H199ZM202 156H203V154H202ZM233 156L235 157V155H233ZM248 156H249V155H248ZM248 156H247V157H248ZM251 156H254V155H251ZM260 156H261V155H260ZM72 157H73V156H72ZM72 157H71V158H72ZM77 157H76V158H77ZM88 157H89V156H88ZM91 157H92V156H91ZM107 157H108V156H107ZM114 157H115V156H114ZM126 157H127V156H126ZM141 157H142V156H141ZM189 157H190V156H189ZM228 157L230 158V156H228ZM240 157H241V156H240ZM242 157H243V156H242ZM261 157H262V156H261ZM261 157H260V158H261ZM263 157H264V156H263ZM7 158H8V157H7ZM34 158H35V157H34ZM74 158H75V157H74ZM82 158H84V157H82ZM109 158H110V157H109ZM197 158H198V157H197ZM199 158H200V157H199ZM222 158H223V157H222ZM222 158H221V159H222ZM254 158H255V157H254ZM254 158H253V160H254ZM11 159H12V157H11ZM13 159H14V157H13ZM27 159H29V158H27ZM30 159H33V155H32V158H30ZM45 159H46V157H45ZM79 159H80V158H79ZM127 159H129V158H127ZM143 159H144V158H143ZM187 159H188V158H187ZM192 159H193V158H192ZM200 159H201V158H200ZM233 159H234V158H232V160H233ZM235 159H236V158H235ZM247 159H249V157H248ZM255 159H256V158H255ZM261 159H264V158H261ZM8 160H9V159H8ZM34 160H35V159H33V161H34ZM36 160H37V159H36ZM0 161H1V160H0ZM13 161H14V160H13ZM31 161H32V160H31ZM31 161H30V162H31ZM37 161H38V160H37ZM94 161H95V160H94ZM110 161H111V160H110ZM127 161H128V160H127ZM134 161H135V160H134ZM225 161H226V160H225ZM246 161H248V160H246ZM246 161L244 160V163H245ZM4 162H5V161H4ZM4 162H3V164H5ZM27 162H28V161H27ZM30 162H29V163H30ZM40 162H41V160H40ZM48 162H49V160H48ZM50 162H51V161H50ZM76 162H77V161H76ZM112 162L115 163L114 160H113ZM197 162H198V161H197ZM249 162H251V161H248V163H249ZM32 163H33V162H32ZM35 163H36V162H35ZM44 163H45V161H44ZM46 163H47V162H46ZM53 163H54V162H53ZM53 163H52V165H53ZM73 163H74V162H73ZM83 163H84V162H83ZM92 163H94V162H92ZM108 163H109V161L107 162V164H108ZM110 163H111V162H110ZM121 163L123 164V162H121ZM125 163H126V160H125ZM127 163H129V162H127ZM134 163H135V162H134ZM222 163H223V162H222ZM229 163H230V162H229ZM3 164H2V165H3ZM14 164H15V163H14ZM14 164L12 163L11 165H14ZM40 164H41V163H40ZM57 164H58V163H57ZM100 164H102V163H100ZM100 164H99V167H100ZM192 164H193V163H192ZM31 165H32V164H31ZM47 165H48V164H47ZM73 165H74V164H73ZM75 165H76V164H75ZM93 165H94V164H93ZM104 165H105V164H104ZM113 165H114V164H113ZM120 165H121V164H120ZM197 165H198V164H197ZM224 165H225V164H224ZM226 165H227V163H226ZM233 165H235V164H233ZM238 165H239V164H238ZM240 165L242 166V165H244V164H240ZM251 165H252V164H251ZM251 165H250V167H247L248 165L246 166V163H245V166L247 167V169H248V168L250 169V168H251ZM7 166H9V164H8ZM15 166H17V164L14 165L13 167H15ZM27 166H28V165H27ZM36 166H37V163H36ZM48 166H49V165H48ZM48 166H47V168H48ZM68 166H69V165H68ZM77 166H78V165H77ZM96 166H97V164H96ZM108 166H110V165L108 164ZM128 166H129V165H128ZM158 166H159V165H158ZM160 166H161V165H160ZM202 166H203V165H202ZM231 166H232V165H231ZM245 166H244V167H245ZM0 167H1V165H0ZM29 167L31 168V166H29ZM33 167H34V166H33ZM38 167H39V166H38ZM65 167H66V165H65ZM74 167H75V166H74ZM81 167H82V166H81ZM99 167H97V168H99ZM122 167H123V166H122ZM217 167H218V165H217ZM219 167H221V166H219ZM225 167H226V166H225ZM225 167H224V168H225ZM229 167H230V166H229ZM229 167H228V168H229ZM236 167L238 168L237 165H236ZM21 168H22V167H21ZM24 168H25V166H24ZM30 168H29V169H30ZM55 168H56V167H55ZM78 168H79V166H78ZM107 168H109V167H107ZM110 168H111V167H110ZM198 168H200V167H198ZM201 168H202V167H201ZM205 168H206V167H205ZM221 168H223V167H221ZM239 168H240V167H239ZM239 168H238V169H239ZM13 169H14V168H13ZM34 169H35V168H34ZM40 169H41V168H39V170H40ZM66 169H67V168H66ZM70 169H71V168H70ZM82 169H83V168H82ZM112 169H113V168H112ZM118 169H119V168H118ZM124 169H125V168H124ZM124 169H123V170H124ZM160 169H162V168H160ZM190 169H191V168H190ZM233 169H234V168H233ZM243 169H244V168H243ZM243 169H241V170L243 171ZM249 169H248V170H249ZM252 169H253V168H252ZM7 170H8V168H7ZM7 170H6V171H7ZM18 170H19V169H18ZM192 170H193V169H191V171H192ZM215 170H216V169H215ZM218 170H219V169H218ZM225 170H226V169H225ZM231 170H232V168H231ZM234 170H235V169H234ZM236 170H237V169H236ZM244 170H246V168H245ZM2 171H3V169H0V185H1L0 187L2 188L3 186H7V187L9 186V188L4 187V190L7 188V189H6V192H3L4 190H3V191H0V192H1V193H0V198H1V200H2L1 202L4 204V202H6V201H11V202L13 201V203H14V200L19 199V197H16L15 195H13V192L16 193L14 189H13V192L10 191V189L12 190V188H10V186H11V181H13V180H11V179L9 178V175H8V176H5V172L3 173ZM13 171H14V170H13ZM20 171H21V170H20ZM20 171H19V173H20ZM23 171H25V169H24ZM51 171H53V170H51ZM67 171H68V170H67ZM71 171H72V170H71ZM82 171H83V170H82ZM82 171H81V172H82ZM85 171H87V170H84V172H85ZM148 171H149V170H148ZM222 171H223V170L220 169V172H222ZM226 171H227V170H226ZM232 171H233V170H232ZM7 172H8V171H7ZM7 172H6V173H7ZM27 172H28V171H27ZM31 172H33V171H31ZM38 172H39V171H38ZM41 172H42V171H41ZM41 172H40V173H41ZM56 172H57V171H56ZM59 172H60V171H59ZM59 172H57L56 174H58ZM73 172H74V171H73ZM77 172H78V171H77ZM193 172H194V171H193ZM217 172H218V171H217ZM234 172H236V171H234ZM234 172H232V173H234ZM243 172L246 173V171H243ZM251 172H252V171H251ZM15 173H17V172H16V169H15ZM24 173H26V171L23 172L22 174H24ZM33 173H34V175H35V172H33ZM36 173H37V172H36ZM54 173H55V172H54ZM63 173H66V172L64 171ZM71 173H72V172H71ZM79 173H80V172H79ZM159 173H160V172H159ZM209 173H211V172L209 171ZM239 173H240V172H239ZM247 173H248V172H247ZM11 174H12V173H11ZM29 174H30V173H29ZM74 174H75V173H74ZM80 174H81V173H80ZM115 174H116V173H115ZM122 174H123V173H122ZM205 174H207V172H205ZM227 174H228V173H227ZM237 174H238V173H237ZM240 174H241V173H240ZM243 174H244V173H243ZM248 174H249V173H248ZM41 175H42V174H41ZM54 175H55V174H54ZM78 175H79V174H78ZM94 175H96V174H94ZM107 175H109V174H107ZM124 175H125V174H124ZM153 175H154V174H153ZM179 175H180V174H179ZM238 175H239V174H238ZM241 175H242V174H241ZM241 175H240V177H241ZM249 175H251V174H249ZM35 176H37V175H35ZM63 176H64V175H63ZM65 176H66V175H65ZM68 176H69V175H68ZM68 176H66V177L68 178ZM89 176H91V174H90ZM166 176H167V175H166ZM168 176H169V175H168ZM168 176H167V177H168ZM180 176H182V175H180ZM195 176H197V175H195ZM225 176H226V174H225ZM10 177H13V176H10ZM77 177H78V176H77ZM126 177H128V176H126ZM193 177H194V176H193ZM193 177H192V178H193ZM199 177L202 178L201 176H199ZM244 177H246V174H245ZM247 177H248V176H247ZM249 177H250V176H249ZM47 178H48V177H47ZM58 178H59V176H58ZM64 178H65V177H64ZM84 178H85V177H84ZM94 178H95V177H94ZM96 178H97V177H96ZM98 178H99V176H98ZM109 178H110V177H109ZM121 178H122V177H121ZM124 178H125V176H124ZM169 178H170V177H169ZM180 178H181V177H180ZM200 178H199V180H200ZM229 178H230V177H229ZM234 178H235V177H234ZM13 179H14V178H13ZM26 179H27V178H26ZM29 179H31V178L29 177ZM35 179H36V178H35ZM35 179H34V180H35ZM88 179H90V177H89ZM181 179H182V178H181ZM230 179H231V178H230ZM242 179H243V178H242ZM242 179H241V180H242ZM23 180H24V182H25V179H23ZM39 180H40V179H39ZM47 180H48V179H47ZM47 180H46V181H47ZM110 180H111V179H110ZM195 180H198V179H195ZM195 180H194V182H195ZM201 180H204V179H201ZM205 180H206V178H205ZM207 180H208V179H207ZM207 180H206V181H207ZM225 180H226V179H225ZM227 180H228V179H227ZM231 180H233V179H231ZM237 180H238V179L236 178V182H237ZM241 180H238V181H241ZM35 181H36V180H35ZM35 181H34V183H35ZM48 181H49V180H48ZM48 181H47V182H48ZM77 181H78V180H77ZM84 181H85V180H84ZM87 181H89V180H87ZM90 181H91V180H90ZM116 181H117V179H116ZM119 181H120V180H119ZM123 181H124V180H123ZM123 181H122V182H123ZM127 181H128V180H127ZM228 181H229V180H228ZM234 181H235V180H234ZM242 181L244 182L245 180L243 179ZM246 181H247V180H246ZM32 182H33V181H32ZM37 182H38V180H37ZM37 182H36V183H37ZM49 182L52 183L51 181H49ZM81 182H82V181H81ZM98 182H99V181H98ZM100 182H101V181H100ZM102 182H103V181H102ZM113 182H114V179H113ZM128 182H129V181H128ZM130 182H131V181H130ZM130 182H129V183H130ZM184 182H185V181H184ZM236 182H235V184H236ZM243 182H242L241 184H243ZM14 183H15V182H13V184H14ZM50 183H47V184H50ZM70 183H71V182H70ZM103 183H104V182H103ZM131 183H132V182H131ZM204 183H205V182H204ZM231 183H232V181H231ZM237 183H238V182H237ZM56 184H57V183H56ZM97 184H99V183H97ZM108 184H109V183H107V185H108ZM120 184H121V183H120ZM120 184H119V186H120ZM132 184H133V183H132ZM179 184H180V183H179ZM183 184H184V183H183ZM210 184H211V183H210ZM232 184H233V183H232ZM32 185H33V184H32ZM36 185H37V184H36ZM36 185H35V186H36ZM64 185H65V184H64ZM67 185H68V184H67ZM101 185H102V184H101ZM39 186H40V185H39ZM45 186H46V185H45ZM51 186H52V185H51ZM68 186H69V185H68ZM207 186H209V184H208ZM223 186H224V185H223ZM229 186H230V185H229ZM11 187L15 188L16 186L14 187V185H13V186H11ZM20 187H21V186H20ZM54 187H55V185H54ZM90 187H91V186H90ZM90 187H89V188H90ZM189 187H190V185H189ZM201 187H203V186H201ZM211 187H212V185H211ZM226 187H227V185H226ZM230 187H231V186H230ZM17 188H18V187H17ZM47 188H48V186H47ZM62 188H63V187H62ZM80 188H81V186H80ZM120 188H121V187H120ZM123 188H124V186H123ZM168 188H169V187H168ZM232 188H233V187H232ZM15 189H16V188H15ZM35 189H36V188H35ZM42 189H43V188H42ZM42 189H40V190H42ZM70 189H71V188H70ZM81 189H82V188H81ZM84 189H86V188H84ZM87 189H88V188H87ZM90 189H91V188H90ZM107 189H108V188H107ZM117 189H118V188H117ZM128 189H129V188H128ZM181 189H182V188H181ZM181 189H180V190H181ZM184 189H185V188H184ZM186 189H187V188H186ZM222 189H224V188H222ZM233 189L235 190V188H233ZM0 190H1V189H0ZM28 190H29V189H28ZM46 190H47V189H46ZM88 190H89V189H88ZM109 190H110V189H109ZM111 190H112V189H111ZM113 190H114V189H113ZM119 190H120V189H119ZM124 190H125V189H124ZM182 190H183V189H182ZM190 190H191V189H190ZM202 190H203V189H202ZM210 190H211V189H210ZM234 190H233V191H234ZM237 190H238V189H237ZM22 191H23V190H22ZM42 191H43V190H42ZM65 191H66V190H65ZM77 191H78V190H77ZM81 191H82V190H81ZM86 191H87V190H86ZM86 191H85V192H86ZM93 191H94V190H93ZM95 191H96V190H95ZM95 191H94V192H95ZM164 191H165V190H164ZM174 191H175V190H174ZM183 191H184V190H183ZM205 191H206V190H205ZM208 191H209V190H208ZM213 191H214V190H213ZM17 192H18V191H17ZM20 192H21V190H20ZM20 192H19V193H20ZM28 192H29V191H28ZM34 192H35V191H34ZM46 192H47V191H46ZM48 192H49V191H48ZM53 192H54V191H53ZM58 192H59V191H58ZM61 192L63 193L64 191H61ZM61 192H60V193H61ZM66 192H67V191H66ZM97 192H98V190H97ZM97 192H96V193H97ZM103 192H104V191H103ZM117 192H118V191H117ZM175 192H176V191H175ZM211 192H212V191H211ZM219 192H220V191H219ZM224 192H225V191H224ZM229 192H230V191H229ZM235 192H238V191L235 190ZM23 193H24V192H23ZM40 193H41V192H39L38 194H40ZM50 193H51V192H50ZM60 193H59V195H62V194H60ZM75 193H76V192H75ZM86 193H87V192H86ZM86 193H85V194H86ZM92 193H93V192H92ZM98 193H99V192H98ZM104 193H105V192H104ZM106 193H107V192H106ZM154 193H155V192H154ZM160 193H161V192H160ZM160 193H159V194H160ZM182 193H183V192H182ZM204 193H205V192H204ZM209 193H210V191H209ZM212 193H213V192H212ZM212 193H211V194H212ZM226 193H227V190H226ZM226 193H225V194H226ZM231 193H232V192H231ZM239 193H240V192H239ZM31 194H32V193H31ZM38 194H37V197H38ZM44 194H45V193H44ZM55 194H57V192H56ZM68 194H69V193H68ZM70 194H71V193H70ZM70 194L67 196L66 199H68V197L70 196ZM107 194H108V193H107ZM138 194H139V193H138ZM142 194H143V193H142ZM156 194H158V192H157ZM183 194H184V193H183ZM192 194H193V193H192ZM206 194H207V193H206ZM213 194H214V193H213ZM215 194H217V193H215ZM240 194H241V193H240ZM17 195H18V194H17ZM29 195H30V193H29ZM53 195H54V194H53ZM59 195H57V197H56V195H55L54 197H56V198H53V199H57ZM71 195H72V194H71ZM74 195H75V194H74ZM82 195H83V194H82ZM88 195H89V194H88ZM94 195H95V194H94ZM94 195H93V197L96 196V195H95V196H94ZM103 195H104V194H103ZM132 195H133V194H132ZM148 195H149V194H148ZM164 195H165V194H164ZM172 195H173V194H172ZM193 195H194V194H193ZM222 195H224V194H222ZM233 195H235V193H233ZM233 195H232V196H233ZM238 195H239V194H238ZM263 195H264V194H263ZM263 195H262V196H263ZM20 196H21V195H20ZM45 196H46V195H45ZM48 196H49V193H48ZM62 196H63V195H62ZM85 196H86V195H85ZM100 196H101V194H100ZM115 196H116V195H115ZM137 196H139V195H137ZM144 196H145V195H144ZM146 196H147V195H146ZM152 196H153V195H152ZM157 196H159V195H157ZM203 196H205V194H204ZM212 196H213V195H211V197H212ZM215 196H216V195H215ZM218 196H219V194H218ZM220 196H221V195H220ZM241 196H242V194H241ZM241 196H240V197H241ZM247 196H249V198H248ZM247 196H245V198L247 197V198H246L247 200H245V203H246V204L249 202L250 197H251L252 195H251V194H250V195L247 194ZM254 196H255V195H254ZM26 197H27V196H26ZM41 197H42V196H41ZM88 197H89V196H88ZM88 197H85V198L88 199ZM91 197H92V196H91ZM105 197H106V196H105ZM113 197H114V196H113ZM121 197H122V195H121ZM127 197H128V196H127ZM134 197H135V196H134ZM185 197H186V196H185ZM190 197H191V196H190ZM216 197H217V196H216ZM225 197H227V196L225 195ZM70 198H71V197H70ZM74 198H75V197H74ZM96 198H97V197H96ZM132 198H133V197H132ZM151 198H152V197H151ZM151 198H150V199H151ZM169 198H170V197H169ZM194 198H195V197H194ZM219 198H222V197H219ZM233 198H234V197H233ZM243 198H244V197H242V199H243ZM252 198H253V197H252ZM43 199H44V198H43ZM49 199H52V198L49 197ZM53 199L51 200V202L53 201ZM58 199H60V198H58ZM75 199H76V198H75ZM89 199H90V197H89ZM89 199H88V200H89ZM93 199H94V198H93ZM97 199H98V198H97ZM100 199H101V198H100ZM202 199H203V198H202ZM213 199H214V197H213ZM217 199H218V198H217ZM225 199H226V198H225ZM231 199H232V198H231ZM242 199L240 198V200H242ZM254 199H255V198H254ZM28 200H29V199H28ZM31 200H32V199H31ZM45 200H47V199H45ZM88 200H87V201H88ZM95 200H96V199H95ZM106 200H107V199H106ZM131 200H132V199H131ZM167 200H168V199H167ZM167 200H166V201H167ZM219 200H220V199H219ZM219 200H218V201H219ZM43 201H44V200H43ZM47 201H48V200H47ZM82 201H83V200H82ZM87 201H85V203H86ZM89 201H90V200H89ZM99 201H100V200H99ZM99 201H98V202H99ZM103 201H105V200H103ZM155 201H156V200H155ZM221 201L223 202L222 199H221ZM233 201L237 204V201H239V198H238V197H237V198H234ZM252 201H253V200H252ZM254 201H255V200H254ZM1 202H0V203H1ZM15 202H16V201H15ZM18 202H19V201H18ZM30 202H31V201H30ZM72 202H73V201H72ZM74 202H75V201H74ZM94 202H95V201H94ZM98 202H95V203H98ZM147 202H148V200H147ZM168 202H170V201L168 200ZM243 202H244V201H243ZM20 203H22V202L20 201ZM57 203H58V202H57ZM78 203H80V202H78ZM106 203H107V202H106ZM155 203H156V202H155ZM245 203H244V204H245ZM251 203H252V202H251ZM9 204H10V203H9ZM29 204H30V203H29ZM54 204H55V203H54ZM59 204H60V203H59ZM59 204H58V205H59ZM71 204H72V203H71ZM80 204H81V203H80ZM82 204H83V202H82ZM91 204H93V203L91 202ZM121 204H122V203H121ZM127 204H128V203H127ZM162 204H163V203H162ZM183 204H184V203H183ZM240 204H241V205H240ZM0 205H1L0 208H2V204H0ZM5 205H7V202L5 203ZM15 205H16V203H15ZM17 205H18V204H17ZM17 205L15 206V210H16ZM23 205H25L24 202H23ZM58 205L56 206L57 209L59 208ZM72 205H73V204H72ZM74 205H76V204H74ZM87 205H88V204H87ZM99 205H100V202H99ZM164 205H165V204H164ZM164 205H163V207H165ZM170 205H171V204H170ZM181 205H182V204H181ZM196 205H197V204H196ZM231 205H234V204H231ZM239 205H240V206H244L243 203H239ZM239 205H238V206H239ZM248 205H249V204H248ZM251 205H252V204H251ZM19 206H21V205H19ZM19 206H18V207H19ZM28 206H31V207H32V204H31V205H28ZM40 206H42V205H40ZM40 206H39V205L37 206V208H36L37 210L34 209V210H31V211H28V210H27V209H28L27 207H26L27 209L22 208V211H21V212L19 211L18 213H19V214H22V215H23V214H27V216H28V215H31V216H29V217H32V216H37V217L40 216V217H42V216H43V218H45V221H46V220H47V221H48V220L52 221V220L56 219V218H55L56 216L53 217V215H54V213H55L54 211H55L56 209L53 211V213H52L53 215H47V214H46L47 212L45 213L46 206L43 205L44 208H42V207H40ZM47 206H49V205H47ZM51 206L53 207L54 205L51 204ZM51 206H50V207H51ZM59 206H60V205H59ZM62 206H64V205H61V207H62ZM85 206H86V205H85ZM160 206H161V205H160ZM171 206H172V205H171ZM175 206H177V205H175ZM189 206H190V204H189ZM235 206H236V205H234V207H235ZM240 206H239V207H240ZM249 206H250V205H249ZM249 206H248V210L250 209ZM6 207H7V206H6ZM80 207H81V206H80ZM155 207H157V206H155ZM166 207H167V206H166ZM166 207H165V208H166ZM178 207H180L179 204H178ZM182 207H183V205H182ZM185 207H187V206H185ZM193 207H195V205H194ZM255 207H256V206H255ZM255 207H254V208H255ZM12 208H14V207H12ZM12 208H11V210H8L7 208L5 209V207H4V209H3V210H5V211H4V214H5V212H6V214H10V215H11V214H12ZM20 208H21V207H20ZM33 208H34V207H33ZM70 208H71V207H70ZM72 208L74 209L73 206H72ZM75 208H76V207H75ZM94 208H95V207H94ZM152 208H154V207H152ZM168 208H169V207H168ZM174 208H175V207H174ZM246 208H247V207H246ZM59 209H60V208H59ZM77 209H80V208L78 207ZM204 209H205V208H204ZM251 209H252V208H251ZM15 210H13V211H15ZM74 210H76V209H74ZM74 210H73V211H74ZM80 210H81V209H80ZM92 210H93V209H91V211H92ZM95 210H96V208H95ZM97 210H98V209H97ZM101 210H102V209H101ZM150 210L153 211L152 209H150ZM154 210H156V209L154 208ZM262 210H263V209H262ZM0 211H1V210H0ZM59 211H61V210H59ZM70 211H71V209H70ZM110 211H111V210H110ZM145 211H146V209H145ZM211 211L213 212V210H211ZM244 211L246 212V210H244ZM244 211H242V212H244ZM263 211H264V210H263ZM36 212H37V213H36ZM51 212H52V211H51ZM68 212H69V211H68ZM71 212H72V211H71ZM71 212H69V213H71ZM77 212H80V211H77ZM77 212H76V213H77ZM86 212H88V211H86ZM105 212H106V211H105ZM138 212H139V211H138ZM140 212H141V211H140ZM146 212H147V211H146ZM216 212H217V211H216ZM220 212H221V211H220ZM0 213H2V212H0ZM13 213H14V215H15V213H16V216L18 215V217H16V216H15V217L18 218L19 220L22 219V218H25V215H23L24 217H22L21 215L19 216V214H17V210H16L15 212H13ZM57 213L59 214L58 211H57ZM60 213H62V212H60ZM73 213H74V212H73ZM84 213H85V211H84ZM101 213H103V212H101ZM106 213H107V212H106ZM112 213H114V212H112ZM136 213H137V212H136ZM208 213H209V212H208ZM225 213H226V212H225ZM225 213H224V214H225ZM55 214H56V213H55ZM79 214H81V213H79ZM93 214H94V213H93ZM95 214H96V213H95ZM109 214H110V213H109ZM116 214H117V213H116ZM131 214H132V213H131ZM134 214H135V212H134ZM137 214H138V213H137ZM212 214H213V213H212ZM226 214H227V213H226ZM226 214H225V215H226ZM228 214H229V213H228ZM228 214H227V215H228ZM252 214H253V213H252ZM252 214H251V216H252ZM255 214H256V213H255ZM255 214H254V216H255ZM12 215H13V214H12ZM14 215H13V216H14ZM77 215H78V214H77ZM128 215H129V214H128ZM139 215H140V214H139ZM169 215H170V214H169ZM176 215H178V214H176ZM180 215H181V214H180ZM186 215H187V214H186ZM186 215H185V216H186ZM216 215H217V214H216ZM227 215H226V216H227ZM239 215H240V214H239ZM0 216H2V215L0 214ZM13 216H12V217H13ZM60 216H61V214L59 215V217H60ZM100 216H101V215H100ZM109 216H110V215H109ZM111 216H112V214H111ZM117 216H118V214H117ZM124 216H125V215H124ZM131 216H132V215H131ZM133 216H134V215H133ZM135 216H136V215H135ZM144 216H145V215H144ZM166 216H167V215H166ZM166 216H165V217H166ZM182 216H183V215H181V219L183 218ZM185 216H184V217H185ZM187 216H188V215H187ZM222 216H223V215H222ZM229 216H230V215H229ZM232 216H235V215H232ZM237 216H238V214H237ZM263 216H264V215H263ZM10 217H11V216H10ZM15 217H14V218H15ZM19 217H22V218H19ZM37 217H36V218H37ZM40 217H39V219H37V221L40 220ZM81 217H83V216H81ZM85 217H86V216H85ZM90 217L93 218L92 216H90ZM94 217H95V216H94ZM106 217H107V216H106ZM136 217H137V216H136ZM147 217H148V216H147ZM150 217H151V216H150ZM150 217H149V218H150ZM171 217H172V216H171ZM174 217H175V216H174ZM176 217H177V216H176ZM230 217H231V216H230ZM3 218H4V217H3ZM16 218H15V219H16ZM63 218H65V217H63ZM111 218H112V217H111ZM126 218L128 219V216H127ZM129 218H131V217H129ZM138 218H139V217H138ZM143 218H144V217H143ZM159 218H160V217H159ZM163 218H164V217H163ZM204 218H206V217H204ZM208 218H210V217H208ZM231 218H232V217H231ZM15 219H14V220H15ZM33 219L35 220L34 217H33ZM33 219H32V220H33ZM68 219H69V218H68ZM104 219H105V218H104ZM112 219H113V218H112ZM127 219H126V220H127ZM132 219H133V218H132ZM134 219H135V218H134ZM181 219H180V220H181ZM185 219H186V218H185ZM228 219H229V218H228ZM235 219H236V218H235ZM23 220H24V219H23ZM32 220H31V221H32ZM119 220H120V219H119ZM126 220H125V221H126ZM128 220H129V219H128ZM162 220H163V219H162ZM216 220H218V219H216ZM224 220H227V219L225 218ZM224 220H223V221H224ZM230 220H234V219H230ZM230 220H229V221H230ZM0 221H1V220H0ZM8 221H9V220H8ZM8 221H7V222H8ZM16 221H18V220L16 219ZM35 221H36V220H35ZM35 221H34L33 223L37 224ZM40 221H41V220H40ZM60 221H61V220H60ZM132 221H133V220H132ZM132 221H131V222H132ZM219 221H220V220H219ZM219 221H218V222H219ZM223 221H221V223H222ZM2 222H3V221H1L0 223H2ZM4 222H5V221H4ZM21 222H22V221L20 220V223H21ZM52 222H54V221H52ZM52 222H51V224H52ZM57 222H59V220H58ZM66 222H68V221H66ZM120 222L122 223V221H120ZM205 222H206V221H205ZM211 222H212V221H211ZM213 222H214V221H213ZM213 222H212V223H213ZM12 223H14V222H12ZM16 223H17V222H16ZM42 223H43V222H42ZM46 223H47V222H46ZM48 223H49V221H48ZM59 223H61V222H59ZM72 223H74V222H72ZM123 223H124V222H123ZM127 223H128V221H127ZM166 223H167V222H166ZM2 224H4V223H2ZM10 224H11V223H10ZM26 224H27L28 226H33V225H29L28 222H27ZM39 224H40V223L37 224V227H39V226H38ZM53 224L55 225V223H53ZM68 224H69V223H68ZM75 224H76V223H75ZM118 224H119V223H118ZM169 224H171V223H169ZM194 224H195V223H194ZM11 225H12V224H11ZM11 225H10V226H11ZM22 225L24 226L23 223H22ZM43 225H44V224H43ZM45 225H46V224H45ZM48 225H49V224H48ZM121 225H122V224H121ZM127 225H128V224H127ZM203 225H204V224H202V227H201V226H198V227L203 228V229L200 228V230H202V231H203L204 228H205V227H203ZM205 225L207 226V223H206ZM205 225H204V226H205ZM208 225H209V223H208ZM16 226H18V225H16ZM19 226H20V225H19ZM19 226H18V228H19ZM50 226H51V225H50ZM50 226H47L48 228H45V229H42V228H41V231H40V228L38 229L40 232L43 231V232L47 233V235H46V234L44 235V236H45V237H44V241H45L49 246H50V245L52 246L53 244L57 245V244H60L61 242H63V239H60L59 237L55 238V237L53 236V234L56 235V234H59V233H64V236H63V234H61V235H62L63 237H66L65 234H66L67 232L65 233V231H68V232L70 233L71 237H73V236H81L82 234H84L83 231H85V229L82 231V230H77V228L74 229V228H72V227H70V228H72V229H70V230L67 229V228H69V227H67L66 229H62L61 227H59L60 225L57 226V227H59L60 229L52 228V227H50ZM71 226H73V225H71ZM74 226H75V227H78V226H76V225H74ZM125 226H126V224H125ZM196 226H197V225H196ZM214 226H215V225H214ZM3 227H5V226H3ZM12 227H13V225H12ZM14 227H15V225H14ZM20 227H21V226H20ZM43 227H44V226H43ZM54 227H55V226H54ZM137 227H138V226H137ZM1 228H2V226H1ZM21 228H22V227H21ZM27 228H28V227H27ZM32 228H33V227H32ZM183 228H184V227H183ZM192 228H193V227H192ZM237 228H238V227H237ZM16 229H17V228H16ZM19 229H20V228H19ZM29 229H30V227H29ZM121 229H122V228H121ZM186 229H187V228H186ZM186 229H185V230H186ZM232 229H233V228H232ZM234 229H235V227H234ZM234 229H233V230H234ZM7 230H8V228H7ZM17 230H18V229H17ZM17 230H15V231H17ZM21 230H23V229H21ZM24 230H25V229H24ZM33 230H34V229H33ZM118 230H119V229H118ZM126 230H127V229H126ZM188 230H189V232H190V229H187V231H188ZM216 230H217V229H216ZM0 231H1V230H0ZM25 231H27V230H25ZM88 231H89V230H88ZM187 231H186V232H187ZM193 231H194V230H193ZM195 231L197 232V233H196V232H195V233L193 232V233L195 234V236H199V234H200V233L198 234L199 230H195ZM202 231H201V232H202ZM207 231H209V229L206 230V232H207ZM9 232H10V231H9ZM9 232H8V233H9ZM22 232H23V231H22ZM31 232H32V231H31ZM89 232H90V231H89ZM138 232H139V231H138ZM186 232H185V233H186ZM210 232H211V231H210ZM231 232H232V230H231ZM234 232H235V230H234ZM234 232H233V233H234ZM251 232H252V231H251ZM19 233H20V231H19ZM25 233H26V232H25ZM36 233H37V232H36ZM69 233H68V234H69ZM183 233H184V232H183ZM208 233H209V232H208ZM233 233H231V234L235 236V234H233ZM237 233H238V232L236 231V234H237ZM3 234H4V233H3ZM3 234H2V236H3ZM5 234H6V233H5ZM21 234L25 235L24 233H21ZM86 234H87V233H86ZM130 234H131V232H130ZM191 234H192V233H191ZM191 234H190V235H191ZM197 234H198V235H197ZM210 234H212V233H210ZM251 234H254V232H252ZM61 235L59 234V236H61ZM200 235H201V234H200ZM62 236H61V237H62ZM68 236H69V235H68ZM85 236H87V235H85ZM191 236H194V235H191ZM219 236H220V235H219ZM219 236H218V237H219ZM227 236H228V235H227ZM237 236H238V234H237ZM261 236H263V235H261ZM261 236H259V237L262 238ZM3 237H4V236H3ZM7 237H9V236H7ZM21 237H22V236H21ZM32 237H33V236H32ZM35 237H36V235H35ZM42 237H43V235H42ZM63 237H62V238H63ZM87 237H88V236H87ZM87 237H86V238H87ZM199 237H200V236H199ZM199 237H198V239H199ZM220 237H221V236H220ZM33 238H34V237H33ZM33 238H32V239H33ZM36 238H37V237H36ZM38 238H39V237H38ZM38 238H37V239H38ZM73 238H74V237H73ZM75 238H76V237H75ZM75 238H74V239H75ZM82 238H84V237H82ZM94 238H95V237H94ZM187 238H188V237H187ZM187 238H186V239H187ZM193 238H194V237H193ZM206 238H207V237H206ZM228 238H229V237H228ZM230 238H233V237L231 236ZM230 238H229V239H230ZM257 238H258V237H257ZM4 239H5V238H4ZM6 239H7V238H6ZM6 239H5V240H6ZM22 239H23V238H22ZM171 239H172V238H171ZM178 239H179V238H178ZM186 239H185V240H186ZM196 239H197V238H196ZM201 239H202V238H201ZM212 239H213V240H212ZM212 239L209 240V238H208L207 240H209V241H208V242H205L204 244H207V245L209 246V245H211V242H212V241H214V243L217 244V243H218L217 240H218V239L220 240V238H218V239L216 238L217 240H216V242H215V239H214L213 237H212ZM229 239H228V241H229ZM28 240H29V238H28ZM67 240H68V239H67ZM78 240H79V239H78ZM78 240H77V241H78ZM80 240H81V239H80ZM83 240H84V239H83ZM88 240H89V238H88ZM158 240H159V239H158ZM172 240H173V239H172ZM193 240H194V239H193ZM205 240H206V239H205ZM221 240H222V239H221ZM235 240H236V239H234V241H235ZM24 241H25V240H24ZM96 241H97V240H96ZM107 241H108V240H107ZM146 241H147V240H146ZM156 241H157V240H156ZM159 241H160V240H159ZM163 241H164V240H163ZM165 241H166V240H165ZM180 241H181V240H180ZM183 241H184V240H183ZM187 241H188V240H186V242H187ZM189 241L192 242V240H189ZM222 241H223V240H222ZM232 241H233V240L231 239V243H230V245L232 244ZM234 241H233V242H234ZM236 241H237V240H236ZM7 242H9V241H7ZM32 242H33V241H32ZM42 242H43V241H42ZM64 242H65V241H64ZM75 242H76V241H75ZM85 242H86V241H85ZM98 242H99V241H98ZM184 242H185V241H184ZM191 242H190V243H191ZM220 242H221V241H220ZM220 242H219V243H220ZM26 243H27V242H26ZM68 243H69V242H68ZM102 243H103V242H102ZM181 243H182V242H181ZM190 243H189V244H190ZM192 243H193V242H192ZM195 243H198L197 240H196ZM212 243H213V242H212ZM219 243H218V244H219ZM221 243H222V242H221ZM224 243H229V242H227V241L225 242V240H224ZM224 243H223V245H224ZM237 243H238V242H237ZM23 244H24V243H23ZM37 244H38V243H37ZM85 244H86V243H85ZM108 244H109V243H108ZM150 244H151V243H150ZM152 244H153V243H152ZM152 244H151V245H152ZM163 244H164V243H163ZM178 244H179V243H178ZM218 244H217V245H218ZM261 244H262V243H261ZM4 245H5V244H4ZM27 245H28V243H27ZM29 245H30V244H29ZM33 245H34V244H33ZM74 245H75V244H74ZM87 245H90V244L88 243ZM145 245H148V243L145 244ZM157 245H159V244H157ZM165 245H166V244H165ZM187 245H188V244H186V246H187ZM191 245H192V244H191ZM193 245H194V244H193ZM217 245H216V246H217ZM223 245L221 244V246H223ZM254 245H255V244H254ZM254 245H253V246H250V247H251V250H253L252 248L254 247ZM257 245H258L257 248H259V247L261 248V246H263V244H262L261 246H260V244H257ZM257 245H255V246H257ZM20 246H24V245H20ZM40 246H41V245H39V248H40ZM70 246H71V245H70ZM90 246H91V245H90ZM95 246H96V245L94 244V247H93L94 249L96 248ZM143 246H144V245H143ZM184 246H185V245H184ZM203 246H206V245H203ZM221 246H220V247H221ZM24 247H25V246H24ZM32 247H33V246H32ZM42 247H43V246H42ZM42 247H41V248H42ZM75 247H76V245H75ZM79 247L82 248V246H78V248H79ZM98 247H99V246H98ZM102 247H103V246H102ZM109 247H110V246H109ZM109 247H108V248H109ZM124 247H125V246H124ZM191 247H192V246H191ZM209 247H211V246H209ZM228 247H229V246H228ZM228 247H226V248H228ZM250 247H249V248H250ZM51 248H52V247H51ZM76 248H77V247H76ZM83 248L85 249V247H83ZM89 248H91V247H89ZM141 248H142V247H141ZM146 248H147V247H146ZM212 248L214 249L215 247L212 246ZM221 248H223V247H221ZM224 248H225V247H224ZM231 248H234V249L236 250L235 246L232 247V245H231ZM43 249H44V247H43ZM45 249H46V248H45ZM45 249H44V250H45ZM94 249H93V250H94ZM172 249H173V248H172ZM172 249H170V250H172ZM187 249H190V248H187ZM209 249H211V248H209ZM213 249H211L210 251L212 252ZM229 249H230V247H229ZM234 249H233L232 251H231V250H229V251H231V252H235ZM238 249H240V248H238ZM22 250H23V249H22ZM33 250H34V249H33ZM39 250H41V249H39ZM39 250H37V251H39ZM72 250H73V249H72ZM89 250H90V249H89ZM93 250H92V252H93ZM97 250H99V249H97ZM112 250H113V249H112ZM162 250H163V249H162ZM201 250H202V249H201ZM204 250H205V249H204ZM207 250H208V249H207ZM218 250H220L219 247H218ZM240 250H241V249H240ZM243 250H244V249H243ZM249 250H250V249H248L247 251H249ZM254 250H255V249H254ZM257 250H258V249H257ZM25 251L27 252V250H25ZM37 251H36V252H37ZM48 251L50 252V250H48ZM48 251H47V252H48ZM73 251H74V250H73ZM78 251H79L78 253H75V257H74V256H73V257H74L75 260H76L75 262H76V263H79V264H80V263L84 264V263H86V262L89 263V264H93V263H94V264H97L98 261H99V258H102L104 255L109 254L108 251H107L106 253H101V254H100V252H99L100 255L97 256L96 254L93 255L92 253H90L91 251H88V249H87V250L85 249V251H84V250H81V251H80V250L78 249ZM117 251H118V250H117ZM132 251H133V250H132ZM139 251H140V250H139ZM144 251H145V250H144ZM179 251H180V250H179ZM179 251H178V252H179ZM213 251H215V250H213ZM223 251H224V250H223ZM2 252H3V251H2ZM16 252H17V251H16ZM19 252H20V251H19ZM32 252H33V251H32ZM110 252H111V251H110ZM134 252H135V250H134ZM153 252H154V251H153ZM164 252H166V250H165ZM169 252H171V251H169ZM194 252H195V251H194ZM194 252H192V253H194ZM221 252H222V250H221ZM226 252H227V250H226ZM240 252H241L240 254H242V251H240ZM39 253H40V251H39ZM51 253H52V252H51ZM54 253H55V252H54ZM146 253H147V252H146ZM158 253H159V252H158ZM160 253H161V252H160ZM160 253H159V254H160ZM167 253H168V252H167ZM167 253H166V254L164 253V254L167 255V257H168V254H169V253H168V254H167ZM171 253H172V252H171ZM174 253H175V252H174ZM187 253H188V252H187ZM201 253H202V252H201ZM212 253H213V252H212ZM3 254H4V253H3ZM5 254H6V253H5ZM9 254H10V253H9ZM25 254H26V253H25ZM40 254H43V253H40ZM131 254L134 255L135 253H131ZM141 254H142V253H141ZM214 254H215V256L217 257L218 252H217V255H216L215 252H214ZM214 254H213V255H214ZM229 254H231V253H229ZM235 254H236V253H235ZM250 254H251V253H250ZM253 254H254V253H253ZM257 254H258V253H257ZM49 255H50V253H49ZM116 255H117V254H116ZM144 255H145V254H144ZM151 255H152V254H151ZM173 255L176 256V253L173 254ZM177 255H178V254H177ZM211 255H212V254H211ZM213 255H212V256H213ZM223 255H224V254H223ZM242 255H243V254H242ZM41 256H42V255H41ZM43 256H44V255H43ZM68 256H69V255H68ZM161 256H162V255H160V257H161ZM180 256H182V258H183V255L180 254ZM184 256H185V255H184ZM188 256H189V254L187 255L186 259L188 258ZM200 256H201V254H200ZM204 256H206V255H204ZM204 256H203V257H204ZM224 256H225V255H224ZM26 257H27V258L29 257L28 254H27ZM45 257H47V256H45ZM53 257H55V256H53ZM53 257H52V258H53ZM59 257H60V256H59ZM64 257H66V256H64ZM105 257H106V256H105ZM107 257L110 258V255L107 256ZM115 257H116V256H115ZM148 257H149V256H148ZM153 257H154V256H153ZM156 257H157V255H156ZM158 257H159V256H158ZM172 257H173V256H172ZM193 257H194V255H193ZM207 257H208V256H207ZM213 257H214V256H213ZM220 257H221L220 259H222V255H221ZM255 257H256V256H255ZM2 258H3V257H2ZM50 258H51V257H50ZM52 258H51V260L54 261L53 263H54V264H57L56 260H55V259H52ZM55 258H56V257H55ZM113 258H114V257H113ZM144 258H145V257H144ZM144 258L142 259V257H140V255H138V254H135L134 256H132V259H133L136 263H137L138 261H140V262L143 264V263L145 262V260H146V259H144ZM150 258L152 259V257H150ZM161 258H162V257H161ZM182 258H181V259H182ZM197 258H200V257L197 255ZM197 258H196V260H197ZM223 258H225V257H223ZM36 259H37V258H36ZM67 259H68V258H67ZM67 259H66V260H67ZM69 259H71V258H69ZM72 259H73V258H72ZM105 259H107V258H105ZM116 259H117V258H116ZM116 259H114V260H116ZM163 259H164V258H162V260H163ZM166 259H168V258H166ZM166 259H165V260H166ZM181 259H180V260H181ZM193 259H194V258H193ZM207 259H208V258H207ZM210 259L212 260V258H210ZM217 259H218V258H217ZM256 259H257V258H256ZM15 260H16V259H15ZM15 260H14V261H15ZM29 260H30V259H29ZM61 260H62V259H61ZM111 260H112V259H111ZM148 260H149V259H148ZM154 260H155V259H154ZM157 260H160V259H157V258H156V261H157ZM168 260H169V259H168ZM188 260H190V259H188ZM254 260H255V259H254ZM16 261H18V259H17ZM16 261H15V262H16ZM48 261H49V260H48ZM71 261L73 262V260H71ZM105 261H106V260H105ZM134 261H133V262H134ZM156 261H155V262H156ZM160 261H161V260H160ZM172 261H173V260H172ZM178 261H179V258H178ZM178 261H177V262H178ZM194 261H195V260H194ZM194 261H193V262H194ZM198 261L202 262L203 260L201 261V258H200ZM206 261H207V260H206ZM4 262H6V261H4ZM28 262H30V261H28ZM111 262H112V261H111ZM133 262H132V264H133ZM173 262H175V261H173ZM207 262H208V261H207ZM207 262H206V263H207ZM212 262H214V261H212ZM217 262H219V261H217ZM257 262H258V261H255V264H257ZM263 262H264V261H263ZM30 263H31V262H30ZM30 263H29V264H30ZM107 263H109V262H107ZM121 263H122V262H121ZM138 263H139V262H138ZM165 263H167V262L164 261L163 264H165ZM169 263H170V262H169ZM169 263H167V264H169ZM187 263H189V261H188ZM187 263H184V264H187ZM202 263H203V262H202ZM220 263H221V262H220ZM220 263H219V264H220ZM226 263H228V262H226ZM4 264H5V263H4ZM58 264H59V263H58ZM99 264H100V263H99ZM110 264H111V263H110ZM112 264H113V263H112ZM115 264H116V263H115ZM118 264H119V263H118ZM144 264H145V263H144ZM146 264H147V263H146ZM151 264H152V263H151ZM153 264H154V263H153ZM170 264H172V263H170ZM173 264H174V263H173ZM176 264H177V263H176ZM179 264H181V263H179ZM182 264H183V263H182ZM191 264H193V263H191ZM195 264H196V263H195ZM200 264H201V263H200ZM203 264H204V263H203ZM213 264H215V262H214ZM222 264H225V262L222 263ZM229 264H231V263L229 262ZM258 264H259V262H258ZM263 264H264V263H263Z\"/></svg>", "mask_w": 264, "mask_h": 264}]
</instances>
